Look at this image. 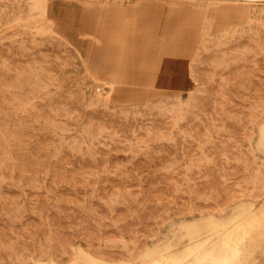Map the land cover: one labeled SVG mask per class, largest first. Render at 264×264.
Listing matches in <instances>:
<instances>
[{
	"label": "rangeland",
	"instance_id": "374dc122",
	"mask_svg": "<svg viewBox=\"0 0 264 264\" xmlns=\"http://www.w3.org/2000/svg\"><path fill=\"white\" fill-rule=\"evenodd\" d=\"M47 1L53 2L55 0H45V1L44 0H39V1L38 0H35V1L34 0H23V1L22 0H5V1L0 0V48H1L0 53L1 54L4 53L3 55H0V59H3V58H1V56L4 57L6 49H7L6 54L9 55V56H6V59L7 58H9V59L8 60L5 59L7 62L4 59L2 61H0V63H1L0 64V72H1V70L5 69V68H6L5 70H7V71L3 70L2 72H5V73L2 74V72H1V74H0V78L2 77L1 79H3L4 77L6 78V79H3V81L0 79L1 80L0 85L2 82L6 83V85H8V86L3 85L5 87H3L1 85L2 89L0 91L1 92L4 91V93H1V92L0 93L4 94L6 96L7 95L10 96V93L12 92V94H14L13 96H16V99H13L15 97H12V99H11L10 97L7 96V98H6L3 95L4 96V97L2 96L3 98H6V99L9 98L8 101L6 99H3L0 96V103L2 104V106L0 108L4 109L5 111L7 110L6 111L7 113L11 110L10 113L12 115L16 114L19 111L17 113V115L11 116L10 113H8V115H7L6 112L3 113L4 110H2V111L0 110L1 111L0 112V115H1L0 118L1 117L3 118V120H2V118L0 119L1 120L0 124L2 123L1 124L2 127H0V129L1 128L4 129L6 126H9L8 127L9 129L7 131L5 129L3 131L1 130L3 133L0 131V134H1L0 135V143L4 142L3 144H0V146L1 145L4 146V147L3 146L0 147V149L3 148L2 153L0 152V158H1L0 160H2V161H0V163H1L0 164V207H1L0 208V225H1L0 226V254L2 255V256L0 255V264H6V262H8L7 264H40V263L44 264V262H48L50 260H53L54 258H55L54 260L56 261L57 264H63V263L64 264H72V262L74 261L76 255H77V252H76L77 248L84 249V250H90V251L96 250V251L101 253L102 258H104L106 261L110 260L109 262H114V261H119V260L132 261L135 258H137L139 255H141L147 248L152 247L157 240L165 239L166 237H167V239H173L174 238L173 236L180 235L181 231L179 230V225L184 223V222L197 220L199 218H202V217H205L208 215H213L214 217H217V218H224L227 215H229V213L237 205L242 204V203L251 204L254 212L256 211V213L259 215L260 210L262 209L260 207L264 208V173H263L264 172V165H263L264 164V151L259 146V141H260V137H261L260 129L264 130V128H263L264 127V117H263L264 116V96H263L264 95V84L261 83V82L264 83V67H263L264 66V19H263L264 18V0H221V1L220 0H212V1L211 0H112V1L111 0H89V1L88 0H83V1L82 0H59L62 3H64L66 6L63 9L61 14H56L54 12H49L48 14H42V10L37 8V6H45L47 4ZM18 2H20V5L17 4ZM229 2H230V4H228ZM231 3H234V4H231ZM10 8L12 9V12H11V10H9ZM33 8L38 9L39 11L38 10L34 11L35 9H33ZM15 12L17 14L19 13V15H17ZM12 13H15V14H12ZM80 16L83 17L84 24L86 25L87 30L75 31L73 28V31H72V29L70 28V31H71V33H70V31L69 32L68 31L63 32V30L58 29V27L60 28V25L63 23L72 26V23L79 21L78 17H80ZM184 16H185V18H184ZM251 17H253V18H251ZM258 18H259V20H258ZM199 19H200V21H199ZM173 20L180 21L181 25L185 27L184 28L181 26L183 29L181 27H179L180 28V30H178L179 32L176 30V33L180 34L181 37H183V39L186 41L185 51L183 50L182 51L183 53L179 52V53L173 54L171 52H166L169 50L167 48H164L165 50H160L158 52V55L160 57L156 56L157 57L156 58L155 55L153 54L154 52H151L149 50H145V48L142 46V40L141 39H142V37H147L149 39V41H154V40H157L156 38L158 37L159 42L163 43V41L164 42L166 41L165 43L168 47L169 41L171 38L170 36L174 32L173 28L171 29L169 27V26H171V27L173 26V24L175 22ZM10 21H12V22H10ZM25 22H26V24H25ZM195 22H196V24H195ZM51 23L54 25H52ZM205 27H206V30H205ZM99 28H102L103 31L99 30ZM163 28H165V29H163ZM234 28H236V29H234ZM248 28H250V29H248ZM123 29H124V31H123ZM126 29H129V32H128L129 42L131 44H134V46L130 45L131 50H132L131 51L132 57L130 58V61L128 62V64L130 63L129 66H127V62L124 60V57L122 55V50H121L122 44L120 42H118L119 44L116 43L114 41L116 38L112 37V33H116L115 37H117V40L120 39L122 32H125ZM130 29L132 30V33H131ZM148 29H150V30H148ZM92 31L95 33L93 34ZM251 31H253V32H251ZM14 32L16 33V35ZM120 32H121V34H120ZM10 33H12L13 35H11ZM240 34H242V36H240ZM249 34H250V36H249ZM7 35H8V37H7ZM124 36L125 35L123 34L122 38ZM244 36H245V38H246V36H248L249 38H246L247 39L246 40L244 38ZM27 37L29 40L27 39ZM44 37H45V39L50 38L49 39L50 41L47 40V42H46ZM8 38H10V39H8ZM25 38H26V43H23V42H25ZM36 38H39L38 43H40L39 45H37V47H36V44H37ZM218 38H220V40ZM14 39H16V40H14ZM160 39H161V41H160ZM163 39H165V40H163ZM248 39L250 41H248ZM256 39H258V40H256ZM10 40H12V41L14 40V42L16 41L17 43L16 42L14 43ZM42 40H44V41L42 42ZM245 40H246V42H245ZM48 41L49 42L54 41V42L52 44V43H49ZM229 41H230V43H229ZM11 42H12V45H11ZM28 42H30V43H28ZM61 42H63V43H61ZM200 42L202 45L200 44ZM247 42H248V44H247ZM43 43H46V44H43ZM241 43H242V45H241ZM243 43H245V44H243ZM1 44H3V45L1 46ZM25 44H28V45H26V47H25ZM62 44H64V45H62ZM7 45H9V46H7ZM34 45H35V47H34ZM58 45H60V46H58ZM204 45H205V47H204ZM232 45L235 48H233ZM235 45H237V46H235ZM47 46H48V48H47ZM244 46H246V47H244ZM258 46H259V48H258ZM12 47L13 48L15 47V48L13 49ZM21 47L22 48L24 47V49H22ZM39 47H40V49H39ZM50 47H51V49H49ZM202 47H204V48H202ZM244 48L247 49L245 51L248 52L249 55H248V53L244 52ZM257 48H258V51H256ZM37 49L39 51H37ZM48 49H49V51H48ZM238 49H239V51H238ZM240 49L243 50L242 51L243 55L241 53L239 54V52H241ZM248 49L250 52L248 51ZM25 50H28L30 53L27 51V54H26ZM45 50L48 51V56H47V54H46V56H44L45 55L44 52L47 53V51H45ZM16 51H18V52L20 51L19 54L21 55V57L18 54V52L16 53ZM21 51H24L22 53H24L27 56H25V55L23 56ZM42 51H44V52H42ZM56 51L58 52L57 55L55 53H53ZM67 51L71 54V59H68V58H70V56H69L70 54L67 53ZM7 52H9V53H7ZM38 52H40L41 54ZM253 52H255V53H253ZM14 53L16 55H18L20 58L18 56H16ZM31 53H33L32 56H31ZM235 53L237 55H235ZM251 53H252V55H251ZM12 54H13V56H12ZM42 54H44V55H42ZM53 54H55L56 56H60L63 61L60 60V57H56L55 55L53 56ZM76 54H78V55L76 56ZM179 54H180V56H179ZM202 54H205V55H202ZM233 54L235 55V57ZM14 55L16 56V58ZM239 55H240V57H239ZM39 56H41V57H39ZM42 56H44L45 59H43ZM50 56L53 58L55 57L56 61L53 58H52L53 59L52 61H53V63L55 61V63L58 64L57 66H56V64L54 65L51 63V59H50V61H49V59H47V58H51ZM203 56H204V58H203ZM38 57L41 58V60ZM78 57L80 60L77 59ZM172 57H174V58H172ZM247 57L250 59L248 60ZM30 58H31V60H30ZM32 58H34L33 61L37 60V59L39 62L41 61L40 62L41 64L40 65L38 64L39 68H38L37 64H34L32 66V64H33ZM239 58H242L243 60L240 61ZM15 59H17L16 60L17 62H18V60L22 61L23 64L19 66V64H21V62L19 61L18 66H17V62L15 63V61H14ZM27 59H29V60H27ZM224 59H225V62H224ZM244 59L245 60L247 59V61L245 62ZM59 60L61 61L60 63H59ZM226 60L227 61L229 60V61L227 62ZM235 60L238 64H236ZM28 61L30 63L32 62V64L30 65ZM42 61H44V62H42ZM64 61L66 63L69 62L70 65L69 64L67 65ZM13 62H14V65L12 64ZM25 62H26V64H24ZM222 62H224V64H222ZM5 63H7V64H5ZM35 63H37V62H35ZM2 64H3V67H1ZM10 64H12V65H10ZM45 64L48 66H46ZM76 64H78V65H76ZM157 64L159 66H161L163 69L162 72L159 73V76L154 74V70L157 67ZM221 64L224 66V68ZM226 64H228L229 66ZM231 64L232 65L234 64V67ZM242 64H243V66H242ZM51 65L54 67L55 66L57 67V68L56 67L55 68H56L57 74L59 75L58 78H60V80L56 77L57 74L55 73V70H51L52 69ZM59 65H60V67H58ZM23 66L25 67V69H23L24 68ZM49 66H50V71H48ZM250 66H252V67H250ZM17 67L20 68L19 71L16 70ZM21 67H23V68H21ZM54 67H53V69H55ZM79 67H81V69ZM258 67H260V68H258ZM10 68H14L13 71L10 70ZM34 68H35V70H34ZM43 68H45V69H43ZM60 68H62L63 71L67 70L68 71V72L66 71L67 74H66V72H64L65 74L63 73V71L61 72L62 69H60ZM190 68L193 71L192 70L190 71ZM222 68L225 70H223ZM27 69H29V70H27ZM42 69L43 70L48 69V70L46 72L41 71L42 73H40V70H42ZM127 69H128V71H127ZM234 69H235V71H234ZM23 70L25 71V73ZM26 70L28 72H30L32 70L31 71L32 74L28 73V72H27V74H28V76H29V74L31 76L33 75L32 76L33 78L35 76V79H33V80L31 79L32 80L31 81V80H28L31 78L30 76L28 77V76L24 75L25 76V77L23 76L24 78L21 77L22 75L20 76V73L26 74ZM71 70L75 71L72 73V76L74 74L73 77L70 76L71 73L69 74V71H71ZM82 70H84V71L82 72ZM248 70L252 74H250V73L248 74ZM35 71H36V74H35ZM51 71H53V72L51 73ZM10 72L14 73L12 75L15 78L13 76H11ZM128 72H130L132 77L127 78ZM228 72H230V74H228ZM235 72H237L238 74L234 75L233 73H235ZM245 72H247V73H245ZM6 73H8L10 75H8ZM44 73H45V75H44ZM48 73L49 74L51 73L50 75L52 77L49 75L50 79L46 81L45 79L49 78V77H47L48 75L46 76V74H48ZM79 73L81 75L84 74V76L82 77ZM4 74H6V75H4ZM38 74L40 76H38ZM60 74L63 76H61ZM190 74H192V75H190ZM53 75H55L54 77L57 79V81L55 79H53L54 78ZM222 75H223V77H222ZM244 75H245V77H244ZM16 76L17 77L19 76L18 79ZM259 76H260V78H259ZM8 77H10V79ZM26 77H27V80L24 81ZM64 77H66V79ZM234 77H235V79H233ZM242 77L244 78V80H242ZM255 77H257V78L255 79ZM51 78L53 80H55V82L52 81ZM74 78H76V79H74ZM236 78H237V81H236ZM69 79H72V82ZM127 79L135 80V83L133 82L134 84H132L133 87L131 88V90H125L123 88L124 85H127L126 84ZM226 79H228V80H226ZM5 80H7V82H5ZM65 80H67L68 83ZM8 81L11 82L10 84H12L14 82L13 83L14 85L9 86L10 84H8L9 83ZM34 81H36V82H34ZM216 81H218L219 83L217 84ZM250 81H251V83H250ZM19 82H20V85L22 87L19 86ZM221 82H223V85ZM235 82H236V84H234ZM242 82H244V83H242ZM55 83L58 85H56ZM225 83H228L229 86ZM24 84H25V86H23ZM31 84H32V86H31ZM46 84H48L47 87H49L51 85V87H50L51 89L50 88L46 89ZM63 84H64V86H63ZM73 84H74V86H73ZM244 84H245V86H244ZM247 84L249 87L248 86L246 87ZM252 84H253V86H254V84H256V86H258V85L259 86H258V88L255 86L254 87L255 89H253ZM15 85H16V87H14V89L16 88V90L13 92L12 86H15ZM218 85H220V86L218 87ZM235 85H236V87H234ZM18 86H19V88H18ZM53 86L55 88L57 87L56 91L53 88ZM6 87L7 88L10 87L12 91L8 90L10 88L7 89ZM44 87H45V90H43ZM222 87H224V88H222ZM33 88L34 89L36 88V89L33 90ZM38 88H41V89H38ZM64 88H66L68 92ZM215 88H218V89H215ZM233 88L236 90V92L234 91ZM261 88L263 89V91L261 90ZM5 89L7 91H5ZM24 89L28 90V93H26V91ZM57 89H59V90H57ZM136 89H137V91H136ZM227 89H228V91H227ZM23 90L25 93H22ZM36 90H39V91H36ZM40 90L44 92V94L41 92L43 94V96L40 95L41 94ZM63 90L66 92H63ZM148 90L149 91L151 90L152 92L149 93ZM209 90H211V91H209ZM46 91H48V92L52 91L53 94L51 92L48 93ZM57 91L61 92V93H58ZM69 91L72 94L69 93ZM215 91H217V92H215ZM247 91H249V92H247ZM254 91H256V93ZM15 92H17L18 95ZM54 92L56 94L58 93V95L56 96V94ZM34 93H36V95ZM47 93L49 96H51V98L47 95ZM64 93H67V94H64ZM12 94H11V96H12ZM20 94H21V97H20ZM25 94L29 95V96H25ZM50 94H52V95H50ZM127 94H129V95H127ZM258 94L260 97L258 96ZM45 95H47V97H44ZM59 95H60V97H59ZM62 95H63V97L65 96V98L62 99V97H61ZM114 95H115V97H114ZM218 95L221 96L220 97L221 100L224 99L223 101H221L224 104L221 103L218 105V103L220 102V98ZM242 95H244V96L241 97ZM39 96H41L42 99L45 98L44 103H43V100L40 99V101H42V104H44V106H42V104L40 103V101H39L40 97ZM169 96H171L170 98H172L173 101H172V99L169 98ZM214 96H216V97H214ZM17 97H18V99H17ZM25 97L26 98L29 97V98L26 99ZM56 97H57V99H56L57 101L55 102L54 98H56ZM93 97H95L96 99H94ZM33 98H36V99H33ZM48 98L50 99V101ZM52 98H53V100H52ZM60 98L63 101L65 100V102L61 103L62 100ZM164 98H166V99H164ZM174 98H176V99H174ZM19 99L23 100V103H25L24 106H22V104L19 105L20 104L19 102L22 103V101H20ZM29 99H31V100H29ZM228 99H230V100L228 101ZM2 100L6 101V103L4 101L3 102L5 103V105H7L8 108L4 105V103H2ZM12 100H15V101H12ZM25 100L27 102L29 100L30 103H26ZM58 100H59V102H58ZM164 100H166V101H164ZM176 100L178 102H176ZM94 101H96V102H94ZM157 101H160V103H158ZM199 101H203V102H199ZM215 101H216V103H215ZM10 102H11V105H9V106L11 108H9V106H8V103L10 104ZM54 102L59 103L58 105H60V106L65 104V106L59 107ZM148 102L151 104L148 105ZM206 102H208V103H206ZM13 103L15 104L16 107L14 106ZM34 103L36 104L35 106H34ZM37 103H38V106H41V108L37 107ZM101 103H103V104H101ZM28 104L29 105L33 104L31 106V108L35 107V111H37V113H35V111H33L34 109H31L30 106H28ZM53 104L55 106H58L59 109H57ZM88 104H90L89 105L90 107L88 106ZM100 104L102 105L101 107H100ZM173 104H177V105H173ZM230 104H231V106H230ZM17 105H19V106H17ZM241 105H242V107H241ZM4 106L7 109L2 108ZM20 106H21V108H20ZM27 106L29 107L28 110H30V111L32 110L33 112H30V111L26 112ZM161 106H163V108ZM201 106H202V108H200ZM12 107H13V109H12ZM14 107H15L17 112L15 111ZM22 107L24 108V110ZM218 107L220 108V110H218ZM47 108H48V110H47ZM73 108H75V109H73ZM185 108H187L188 111ZM18 109H22V110H18ZM55 109H57L58 111ZM101 109H103V111ZM125 109H127V110H125ZM225 109L227 111H225ZM189 110L191 111V113L192 112L193 113L191 114ZM23 111L26 114L23 113ZM45 111H47V112L53 111V112H52V115L48 112L50 114V116H49V114L47 112L45 113ZM59 111H61V112H59ZM138 111H140V112H138ZM240 111H242V112H240ZM20 112H22V113H20ZM29 112L33 116L32 119H31L32 116L30 115ZM54 112H55V114H54ZM57 112L59 113L60 116L59 115L56 116L58 114ZM196 112H198L199 114ZM216 112H218V113H216ZM239 112H240V116H239ZM243 112L245 113V115H244L245 118H244V116L241 117V115L244 114ZM2 113L4 114L3 116H6V117H3ZM5 113H6V115H5ZM33 113L38 114L37 116L35 115V117H37L36 119L34 118ZM68 113H70V114H68ZM146 113H148V114H146ZM234 113H236V116L238 118H241V119H238ZM45 114L46 115L48 114L47 119H46ZM88 114L92 118L91 117L88 118V116H89ZM188 114L190 115V118H189ZM212 114H213V116H212ZM7 116L9 117V119L7 118ZM18 116H20V117L18 118ZM154 116L156 119L154 118ZM15 117L18 118V120H20V121H18ZM23 117H25V118L28 117V118L25 119ZM165 117H167V118L171 117L168 119H172L174 117L175 118L170 121V120H167ZM246 117H248V118H246ZM5 118H6V120H4ZM21 118H23V119H21ZM42 118H44V119H42ZM236 118L238 119L237 122H236ZM7 119L9 121H11V122H9L8 125H6L8 123ZM204 120H206V121H204ZM79 121H80V123H79ZM190 121H192V122H190ZM239 121H240V123H238ZM21 122H23L24 126ZM43 122H45L44 123L45 125L43 124ZM198 122H199V126H197V128H196L195 126H196V123H198ZM246 122H249V123H247V126L244 124ZM12 123H13V126H12ZM15 123H17V124H15ZM95 123H96L97 129L94 127ZM170 123H171V125H170ZM236 123H238V124H236ZM3 124L5 127H3ZM163 124H164V126L165 125L166 126L164 127ZM193 124H194V126H193ZM201 125H202V127H201ZM14 126H15V128H14ZM154 126L155 127L159 126V127L155 128ZM161 127H163L162 129H164V130H162ZM187 127H188V130H187ZM193 127H194V129L196 128L197 131L193 130ZM235 127H237V128H235ZM246 127H248V128L246 129ZM12 128H13V130L9 131ZM16 128H19V129H17V131H16ZM34 128L37 130V133H36ZM98 128H99V130H98ZM131 128H134V129L131 130ZM158 128H160V129H158ZM198 128H199V130H198ZM200 128L204 129V130L200 131L201 130ZM14 129H15V132H14ZM71 129H73L74 131ZM234 129H236L237 132ZM18 130L19 131L21 130V132H23V135H21V133ZM227 130H230V131H227ZM250 130H251V132H250ZM27 131H29V133ZM89 131H91V132H89ZM95 131H96L97 136H94ZM98 131H100V132H98ZM160 131H163V132L161 133ZM173 131H175V133ZM203 131H204V133H203L204 136L202 135V133H201V135L199 134V132H203ZM217 131H218V133H217ZM84 132H86V134ZM11 133H12V135H11ZM19 133H20V135H19ZM100 133H101V135H100ZM112 133H114V134H112ZM194 133H196V134L194 135ZM32 134H33V136H32ZM123 134H125L126 136ZM156 134H158V135H156ZM175 134H177V135H175ZM220 134L223 135L225 138L222 137ZM4 135L6 138L4 137ZM193 135L195 137H196V135L198 136V137H196L197 141L195 140V137ZM211 135H213L214 137ZM218 135L221 137H218ZM237 135H239V136L237 137ZM241 135H243V136H241ZM20 136H22L24 138H22ZM54 136H55V138H54ZM87 136H90V138ZM199 136L202 137L203 139H200ZM95 137H97V138H95ZM142 137H144V138L141 140L140 138H142ZM176 137H177V139H176ZM2 138H3V141H2ZM85 138H87L86 141H84ZM219 138L224 140L225 143L223 141L219 140ZM241 138L242 139L244 138V140H242ZM45 139H48V141H46ZM198 139L200 141H202V143H200V141H198ZM42 140H43V143L48 142V144H53V146L47 145V143H45L46 146L43 143L41 144ZM44 140H45V142H44ZM94 140H96L97 144L95 143ZM99 140L102 141L103 143L100 142ZM138 140L141 141V143L138 142ZM188 140H189V144H188ZM227 140L229 141V143ZM235 140H237L238 142L237 141L235 142ZM241 140H242V143H241ZM7 141L9 142V145H8ZM121 141H123V142H121ZM136 141L138 143H136ZM160 141H162V142H160ZM231 141H232V143H231ZM83 142L85 144H82ZM157 142H158V144H157ZM181 142H183V143H181ZM218 142H220V143H218ZM69 143H71V146ZM109 143L112 145H110ZM113 143H114V145H113ZM216 143H217V145H216ZM237 143H238V146L236 145ZM243 143L245 145L247 143L248 149L246 148L247 145L245 146V145H243ZM36 144H38V145L36 146ZM76 144L79 146L80 149L77 147ZM98 144L99 145L101 144V145L99 146ZM161 144H162V146H161L162 149H159ZM164 144L166 146H171V147L174 146V147H173V149L172 148L170 149L168 147L165 148ZM214 144L217 147L219 146V149L222 146H223V148L218 150V148L217 149L214 148L215 147ZM240 144L242 145V147H240L241 146ZM58 145L62 146V147L59 148ZM105 145H107V146H105ZM6 146L8 147V149H6L7 148ZM23 146H24V148H23ZM38 146L40 147V149L43 148V150H40ZM48 146H50V147H48ZM158 146H159V148H158ZM185 146H188L190 148L187 149V147H185ZM194 146H196V147H194ZM212 146H214V147H212ZM244 146H245V149H244ZM44 147L46 150L44 149ZM65 147H66V151H65ZM72 147L74 149H71ZM90 147H92V149ZM184 147H185V149H184ZM191 147H193L194 150ZM10 148L12 150H10ZM96 148L97 149L100 148V151L97 150ZM123 148H126L127 152L125 151L123 153V151H124ZM153 148H155V150ZM35 149H36V152H35ZM67 149H68V151H67ZM101 149L104 152H101ZM113 149L114 150L117 149V150L114 151ZM127 149H129V150H127ZM165 149H166V151H165ZM176 149H178V150H176ZM205 149L206 150L208 149V152ZM224 149H226V150L224 151ZM230 149L232 151H230ZM7 150H8V152H7ZM13 150H14V152H13ZM32 150L34 152H32ZM75 150H77L78 152ZM85 150L88 151L89 154H87V152ZM151 150H152V153H151ZM180 150H181V152H180ZM189 150H190V152H189ZM212 150H214L213 151L214 153L216 151L217 154L212 153ZM221 150L224 152V153H222L223 156L221 154ZM227 150L230 153L232 152V154L226 153ZM240 150H242L241 152H244L243 150H245L246 153L241 154ZM37 151H39V152H37ZM53 151H54V153H52ZM94 151L96 152V154H94L95 153ZM98 151L101 152L100 153L101 155L98 153ZM105 151L107 153H105ZM117 151H118V153H117ZM175 151L177 153H175ZM185 151L188 152V156L186 154H184ZM204 151L207 154H209V153L210 154L207 156V154ZM23 152L25 154L28 153L27 156ZM56 152L58 155L57 154L54 155ZM66 152L69 154V155L67 154L68 157L66 156ZM83 152H85V153H83ZM91 152L93 153V155L91 154ZM163 152L164 153L166 152L165 155ZM199 152H200L201 156H200ZM202 152H203V154H202ZM3 153H5V154H3ZM33 153H34V155H33ZM51 153H52V156H51ZM75 153H77V154H75ZM79 153H80V155H79ZM142 153H143V155L146 153L145 157H146V155H147V157L145 158L143 155L139 156ZM148 153H149V156H148ZM190 153H191V155H190ZM247 153H248L249 157L246 156ZM83 154L84 155L87 154L89 156L87 157V155H85L84 156L85 158L82 159L81 157H83ZM150 154H151V157H150ZM155 154H157V155H155ZM167 154H168V156H167ZM14 155L16 158L13 157ZM77 155H78V157H77ZM161 155H162V157H161ZM193 155H195V157ZM237 155H241V156H238V158H237ZM61 156L64 158L63 160H62ZM92 156H94V158ZM142 156L144 157V159L142 158ZM158 156H159V158L161 157V159L156 161L157 159H159ZM217 156H218V158H217ZM75 157H77V159H81L82 163L80 160H79L80 162L78 160H76ZM95 157L98 159H96ZM105 157L107 160H109L111 158L109 160L110 162L108 161V164H107V160L105 159ZM164 157H165V159H163ZM235 157L237 159H235ZM239 157H240V159H239ZM23 158H25V159L23 160ZM38 158L40 159L41 163L39 162ZM57 158H60V160L58 159L59 160L58 161ZM90 158H92L91 159L92 161L89 160ZM174 158H175V160H174ZM179 158H181V159L179 160ZM182 158H184V159H182ZM186 158L189 160L187 161ZM195 158H196V160H195ZM232 158H234V160H231ZM250 158H253L254 160H252ZM124 159H125L126 163L123 161ZM132 159H133V161H132ZM168 159H170V160L172 159L174 161H172V162L170 161L171 163L170 162L166 163V161H168ZM245 159H246V161H245ZM247 159L250 161H248ZM32 160H34L33 161L34 163L32 162ZM75 160L78 162L77 163L78 165L76 164ZM94 160H100V161L95 162ZM152 160H153V162L151 163ZM162 160H164V161H162ZM183 160H185V161L183 162ZM85 161H87V162H85ZM120 161L122 163H124V165H127V166L122 168V166H124V165L121 164ZM135 161H136V163H135ZM232 161H235V162H232ZM243 161H245L246 164ZM58 162L61 165L58 166ZM64 162H65V164H64ZM144 162H146V163H144ZM155 162H157V163H155ZM249 162H252V163L254 162V164L250 163V165H252V166H250ZM31 163H33L35 165L39 164V167L41 168V166H42V168L40 169L36 165L37 167L34 166L37 168L36 169L33 167V165H31ZM86 163L87 164L91 163L90 164L91 166L89 164L87 165ZM100 163H101L100 166H103V168L106 167L105 170L99 166ZM168 163L170 164L169 166H171V167L166 166V164L168 165ZM217 163L219 166L216 165ZM29 164L31 165L32 170L34 172L35 171L37 172L36 176L34 175V173H32L33 171L29 167L30 166ZM70 164H71V166H70ZM81 164H84V165H81ZM105 164H107V165H105ZM148 164H149V167H147ZM152 164H154V165H152ZM161 164L163 167H161ZM164 164H165V166H164ZM196 164H197V166H196ZM227 164H229V166ZM26 165H29V166L27 167ZM46 165L49 168L48 167L46 168ZM80 165H81V167L78 168V170H76L75 168L79 167ZM144 165H146V166H144ZM158 165H160V166L157 167ZM214 165H215V167H217L216 169L212 168V167H214ZM233 165H236L235 169L230 168L231 166L234 167ZM240 165L242 168L240 167ZM85 166L89 171L91 169L92 174L84 168ZM111 166L114 168L111 169ZM176 166H177V168H176ZM179 166H181L183 169H181V167H179ZM201 166H204L206 168L211 167L212 170H211V168H210V170L208 168H207V170H205L206 168L204 169V167H201ZM50 167H52L51 168L52 170H50ZM82 167L84 168V170H81ZM98 167H100V168H98ZM107 167H109V168H107ZM160 167H161V169H160ZM225 167L230 168L229 169V171L231 170L230 173H228L229 171L227 172L228 168L226 170ZM243 167H244L245 172L243 170H241V169H243ZM255 167L258 168V171H256L257 169ZM33 168L36 170H34ZM93 168H96L95 169L96 171ZM125 168L128 171H126V170L123 171V169H125ZM149 168H150V170H149ZM174 168L176 169V172L179 175V177L176 174V172L174 171ZM251 168L252 169L254 168L255 172H252ZM38 169H39V171H37ZM62 169H64V170H62ZM79 169L81 171H79ZM99 169L100 170L102 169L104 171L101 170V172H100ZM108 169H109V171H108ZM133 169H134V171H133ZM139 169H140V171H139ZM163 169L165 170L166 173L162 172ZM191 169H193V170H191ZM203 169L205 170L204 172L202 171ZM232 169L234 171L235 170H237V171L234 172V171H232ZM254 169H253V171H254ZM262 169H263V171H262ZM69 170L71 172L73 170V172L71 174H68L70 172ZM26 171H28V172H26ZM52 171H54V173ZM74 171H75V173L76 172H78V173L75 174ZM86 171H88L89 173L87 174ZM141 171L142 172L144 171L143 172L144 174ZM201 171L203 172V174L201 173ZM211 171L212 172L214 171L215 173L214 172L212 173ZM222 171H223V173H222ZM224 171H226V172H224ZM50 172H51V174L53 173V176L50 174ZM79 172L80 173L82 172V173L80 174ZM109 172H110V176L107 175ZM126 172H132V173L126 174ZM147 172H148L149 176H151V177L148 176ZM156 172H158V173H156ZM231 172H232V174H231ZM94 173H95V175H94ZM122 173H124V174L122 175ZM140 173H141V175H140ZM172 173H174V175H172ZM192 173H193V175H192ZM196 173H197V175H195ZM247 173L250 174V177H252V176L254 177L251 180L252 182L254 181L253 183L251 181H250L251 183L249 182V180L251 178H249V175H246ZM74 174H75V176H74ZM125 174H126V176H125ZM150 174H152V175H150ZM158 174L163 175V176H160ZM175 174L177 175V177ZM188 174L190 177L187 178ZM204 174L205 175L208 174V175L205 176ZM220 174L222 175V177ZM227 174H230V175H227ZM251 174H254V175H251ZM31 175L32 176L34 175L35 177L33 176V178H30ZM48 175H49V177H48ZM62 175L65 177H63ZM83 175H85V176H83ZM104 175L108 176L109 180H107V178ZM127 175L129 177H127ZM166 175H167V177H168V175L170 176V177H168L169 178L168 180H170L171 175H172L171 179H174V180L168 181L166 178ZM180 175L181 176L185 175L184 176L185 179L183 178V176L181 177ZM191 175L194 176V180H191V179H193V177ZM202 175L204 177L200 178ZM67 176L69 177L68 179H66ZM78 176H79V179L81 180L82 184L79 182ZM90 176L92 177V184H91V180H90L91 177ZM99 176H101V177H99ZM115 176L117 177L116 179H115ZM136 176H137V178H136ZM143 176H144L145 181L143 179ZM157 176H158V178H157ZM164 176L166 179L162 178ZM211 176H213V177L211 178ZM27 177H28V179H27ZM73 177H76V178H74L76 180H74V179L72 180L71 178H73ZM173 177H175V178H173ZM241 177H244V178L246 177V180L244 178H243L244 180L241 179ZM255 177H256V179H255ZM14 178H16V179H14ZM36 178H37V180H36ZM84 178L87 180H85ZM111 178H113V179H111ZM123 178H125L126 180L124 179L125 180L124 181ZM151 178H152V180H151ZM155 178H156V180H155ZM196 178H198V179H196ZM218 178H220L221 180L219 179L217 181ZM30 179L35 180V181H32ZM56 179H58V180L56 181ZM103 179L105 180V184H104V182H102V181H104ZM129 179H132V180H129ZM229 179L230 180L232 179V180L230 181ZM238 179H240V180H238ZM47 180H48L49 184H48ZM111 180L113 181V183ZM127 180L129 181V183H127L128 185L126 183H123V182H128ZM142 180L144 181V183ZM158 180H160V181L158 182ZM163 180H165V181H163ZM166 180H167V183H165ZM183 180H184V182H183ZM233 180H234V182H233ZM84 181H86L87 183ZM93 181H95L96 183L95 182L93 183ZM118 181H119V183H116ZM131 181H134V183ZM152 181H154L155 183L157 182L158 184L156 183V185H155L154 182H152ZM215 181H217V182H215ZM246 181H247V183H246L247 185L245 184ZM260 181L262 184L259 183ZM51 182L53 183L52 185H50ZM148 182L150 183L149 185L151 186V189H150V186L148 185ZM160 182H162V183H160ZM212 182H213V184H212ZM221 182H223V183H221ZM239 182H241L244 186ZM89 183L91 184V186ZM100 183H103L104 185L99 186V185H102ZM136 183L138 184L137 186H136ZM152 183L154 184V187L158 186V188L156 187V190H154L155 188L153 187ZM163 183H165V184H163ZM174 183H175V185H174ZM197 183L199 184V186H197L198 185ZM209 183H211L212 185L211 184L209 185ZM234 183L235 184L239 183V184L236 185L235 187H233L235 185ZM47 184L49 186H51L49 188V190H48L49 186ZM63 184H64V186H66V184H68L69 186L64 187ZM83 184H85V186H83ZM88 184L93 189V191L90 190L91 188L87 187ZM124 184H126V185L123 186ZM161 184H163V186H161ZM185 184H187V186ZM194 184H197V185H194ZM222 184H224V185H222ZM231 184L233 186H231ZM79 185H81L83 187H81V189H79V187H80ZM92 185L94 186V188ZM176 185L179 187H176ZM188 185H190V187ZM219 185H220V187H219ZM221 185H222V187H221ZM256 185H257V187H256ZM113 186H116V187L113 188ZM130 186H134V187H130ZM144 186L147 188H144ZM160 186L164 187V188H160ZM174 186L176 187L177 190L174 189L175 188ZM180 186H181V188H180ZM184 186H186L187 188L189 187L188 190ZM209 186L210 187L212 186L214 190L212 189V187L210 188ZM217 186H218V189H217ZM224 186L226 189L222 190L224 188ZM246 186H248V187H246ZM251 186L253 187L254 191H253ZM260 186L261 187L263 186L262 189L260 188ZM85 187H86V189H82ZM102 187H103V189H102ZM111 187L113 189L112 191H111ZM191 187L192 188L194 187L193 191H191L192 190ZM201 187L205 190L204 195L201 193V190H203ZM241 187H244V188L242 189ZM65 188H66V190L68 189L69 193L65 190ZM197 188H199V189H197ZM215 188L217 189V191ZM228 188H229V193H227ZM248 188H250V189L248 190ZM257 188H260V189L258 190ZM105 189H106V191L108 189V191H107L108 193L106 191H104ZM123 189H124V191H123ZM158 189L161 191L158 192L157 191ZM164 189H166V190H164ZM182 189H184V191ZM185 189H186V192H185ZM189 189H190V191H189ZM209 189H211L215 192H212ZM231 189L234 191H232ZM5 190L7 193L5 192ZM78 190H80V191H78ZM83 190L86 192H81ZM101 190H102V193H101ZM146 190L148 192H146ZM172 190H174V191H172ZM199 190H200V193L202 196L199 195V197H197L198 194H200ZM204 190L202 192H204ZM220 190L222 192L227 190V192H224L223 194H221L222 192H220ZM235 190L237 192L242 191L244 194L242 192L235 194V192H236ZM251 190H252V192H250ZM255 190H258V191L255 192ZM61 191H65V192L63 193ZM72 191H74V192H72ZM131 191H133V192L135 191V193H137V194L132 196V194H134V193ZM180 191H181V193H180ZM182 191L185 193H183ZM151 192H153V193H151ZM174 192H175V194H174ZM191 192H192V194H191ZM210 192L212 194H210ZM259 192H260V194H259ZM9 193H11V194H9ZM12 193H13V195H12ZM33 193H34V195H33ZM38 193H39V195H38ZM40 193H42L43 196ZM65 193H67V194H65ZM110 193H112V196ZM145 193L149 198L147 196H145ZM186 193H187V195H186ZM225 193H227V194H225ZM69 194H70L69 197H71L73 195L74 197L76 196L77 200L79 199L81 201L75 200L77 202V205H76V202L73 203V201H72V199L74 197L72 196V199H70L68 197ZM86 194H88V195H86ZM153 194H154V196H153ZM188 194H190V195H188ZM29 195H32V198H30V200H28V198H27V197H31ZM101 195H103V196H101ZM235 195H237V196H235ZM242 195H243V197H242ZM63 196L65 198H63ZM66 196L69 199H67ZM81 196H82V198L85 197L84 200L81 198ZM131 196H132V198H131ZM168 196H170V197H168ZM172 196H175V197L172 198ZM177 196L180 197L181 201H179L180 199L179 200L177 199ZM192 196H194L195 198L197 197V198L195 199L193 197V199H192ZM219 196H221L220 198H223V199L220 200V198H217ZM224 196L226 199L224 198ZM233 196H235L237 198L235 199ZM254 196L258 197V199L261 197L262 198L258 200ZM104 197H106V198H104ZM144 197H147L146 198L147 201L145 200ZM238 197H239V199H238ZM240 197H242V199H240ZM249 197H250V199H249ZM76 198H74V199H76ZM95 198H96V200H95ZM143 198L146 202L143 200ZM232 198H234L233 201L229 202V200H231ZM253 198L256 200H254ZM64 199H65V201H64ZM86 199H87V201H86ZM148 199H149V201H148ZM215 199H216V203L214 201ZM227 199H228V201H227ZM68 200H69V202L71 200V203H69ZM139 200H141L140 201L141 203L138 202ZM176 200H178V201H176ZM187 200H190L189 201L190 204H188ZM192 200H195V201H193V203H192L191 202ZM40 201H44L45 203H42ZM63 201H64V203H63ZM88 201H91V202L88 204ZM206 201H208V202H206ZM220 201H221V205L219 204ZM67 202H68V204H67ZM226 202H228L230 204H226L227 205L226 206L224 204ZM79 203H81V204L84 203V205L82 204L83 206L81 205L82 208L80 207ZM95 203H96V205H95ZM97 203H98V205L100 204L102 206V209H101V206L98 207ZM180 203H182V204L180 205ZM201 203H204V204L201 205ZM41 205H42V207H41ZM60 205L63 206L62 209H61ZM73 205H76V206H73ZM91 205H93V206H91ZM113 205H114V208H113ZM169 205H170V207H168ZM177 205L179 206V208ZM182 205L185 206V207H183L184 209L182 208ZM94 206H96V207L92 208ZM213 206L215 208H213ZM64 207H66L67 209ZM70 207H72V209ZM75 207H77V208H75ZM132 207H134L136 209H134ZM188 207H189V209H188ZM207 207H208V209H207L208 211L205 209ZM63 208H64V210H63ZM96 208L99 210H97ZM103 208L106 210H104ZM116 208H119V209L116 210ZM158 208H160L159 213H158V211H159ZM198 208H200L199 209L200 213L198 212ZM212 208H213V210H211ZM92 209H96V210H92ZM148 209H150V210H148ZM157 209H158V211H157ZM166 209H168V210H166ZM169 209H171V211ZM180 209L181 210L183 209L182 212L185 210L186 211L188 210V211L182 213V212H180L181 211ZM201 209H202V211H201ZM122 210L126 211V213L122 212ZM65 211L69 212V213H67L68 217L66 216ZM147 211H148V213H147ZM172 211H174V212H172ZM79 212H81V213L79 214ZM97 212L100 214L99 217H96L99 215V214H97ZM118 212H119V214H118ZM35 213H37V214H35ZM51 213H53L55 217L53 216V214L51 215ZM101 213H103L105 216ZM106 213H107V215H106ZM122 213L124 215H122ZM129 213L131 216L128 215ZM144 213H146V215H147L146 217H145ZM156 213H158V214H156ZM125 214H126V216H125ZM260 214H262V212ZM28 215H30V216L28 217ZM93 215H94V217H93ZM102 215L105 218H103ZM118 215L119 216L120 215L125 216L124 218H126V219H123V218H121L122 216L119 217ZM141 215H142V218H140ZM148 215H149V217H148ZM166 215H167V217H166ZM168 215H169V217H168ZM37 216H38V218H37ZM77 216H79V218H76ZM82 216L85 217L86 222ZM115 216L116 217L118 216V218H116L118 220H116L114 218ZM154 216H157L158 219ZM100 217L102 219H100ZM152 217H153V219H152ZM93 218H94V221H93ZM143 218H146V219L148 218V220L145 219L146 220V221H144V222H146L145 224L142 221ZM162 218H163V220H162ZM167 218L169 219V221L167 220ZM54 219L59 220L61 222H59V221L55 222ZM76 219H78V221ZM96 219L99 221H96ZM2 220H3V222H2ZM30 220H32V221L30 222ZM52 220H54L53 221L54 223L52 222ZM100 220H101V222H100ZM113 220H115V221H113ZM120 220H122V221H120ZM152 220H154V221H152ZM155 220H157L156 221L157 223H155ZM25 221H27V222H25ZM34 221H36V223ZM66 221L68 224H66ZM71 221L73 222L72 224H71ZM123 221H125V222H123ZM127 221L129 223L130 222L131 223L129 224ZM132 221H134V223H132ZM158 221L159 222L161 221L162 223L161 222L158 223ZM82 222H83V224H82ZM114 222H115V224H114ZM164 222H167V223L165 224ZM57 223H58V226H57ZM74 223L76 225H74ZM107 223H108V225H107ZM54 224H56V225L54 226ZM124 224L125 225L128 224L127 226L131 225L129 227L130 229H132L131 234H130L129 228L126 227ZM6 225H8V226H6ZM36 225L38 226V228ZM149 225H151V226H149ZM2 226H3V228H2ZM16 226H18V227H16ZM19 226H22V227H19ZM88 226H90V227H88ZM103 226H105V227L107 226V227L103 228ZM108 226H110V227H108ZM145 226L148 227L149 229H147ZM5 227H7V228H5ZM83 227H84V229H83ZM123 227H126L125 229H127V231H125V229H123ZM65 228H67V229H65ZM56 229H58V230H56ZM138 229L139 230L143 229V231H137ZM89 230L93 231V233ZM128 230H129V232H128ZM42 231H44V232L42 233ZM157 231H158V233H157ZM125 232L126 233L128 232L127 235ZM86 233H88V234H86ZM110 233L112 234V236ZM123 233H125V234H123ZM137 233H138V235H137ZM63 234L65 236H63ZM92 234L97 235V237L94 235L97 239L94 238V236H92ZM106 234H107V236L105 237ZM108 234L110 235V237ZM10 235H11V237H10ZM78 235H80V236L78 237ZM24 236L26 237V239ZM139 236L141 238H138ZM2 237H4V238L2 239ZM105 238L106 239L108 238V239L106 240ZM4 240H6V241H4ZM114 240H115V242H114ZM136 240H138V241H136ZM143 240L145 241V244H143L144 243ZM3 242H5V243L2 244ZM62 242H65V243H62ZM140 242H143L142 243L143 245ZM105 243H107V244H105ZM57 245H59V246H57ZM25 246H27V247H25ZM28 246L31 248H29ZM116 247H118V248H116ZM142 247H143V249H142ZM57 248L59 249L57 251H60V252L56 251ZM108 248H111V249H108ZM129 248H130V250H129ZM138 249L139 250L142 249V250L139 253H137ZM30 250H32V251H30ZM108 251H110L111 254ZM113 251L114 252L116 251V252L114 253ZM44 252H46V253H44ZM102 252L105 254H103ZM106 252H108L109 255ZM135 252H136L137 256L135 255ZM68 253L71 255L68 256L69 255ZM24 254H25V256H24ZM111 255H113V256H111ZM118 255H120V258ZM107 256H111V257L109 258ZM132 256H133V258H132ZM6 259H7V261H4ZM60 259L61 260L63 259V263H62V261H60ZM111 259H113V260L111 261ZM251 260H252V262H251ZM246 262H247L246 264H249L250 262L252 264H264V242L260 244L259 248L254 253L253 257H251ZM243 264H245V263H243Z\"/></svg>",
	"mask_w": 264,
	"mask_h": 264
},
{
	"label": "bare ground",
	"instance_id": "6f19581e",
	"mask_svg": "<svg viewBox=\"0 0 264 264\" xmlns=\"http://www.w3.org/2000/svg\"><path fill=\"white\" fill-rule=\"evenodd\" d=\"M5 1V0H4ZM23 1V0H22ZM35 1V0H34ZM39 1V0H38ZM45 1V0H44ZM83 1V0H82ZM89 1V0H88ZM112 1V0H111ZM212 1V0H211ZM221 1V0H220ZM11 2V1H10ZM203 2V1H202ZM232 2V1H231ZM241 2V1H240ZM247 2V1H246ZM39 3V2H38ZM110 3V2H109ZM208 3V2H207ZM210 3V2H209ZM225 3V2H224ZM249 3V2H248ZM2 4V3H1ZM17 4H19L20 5V2H18ZM228 4H230V2L228 3ZM231 4H234V3H231ZM241 4V3H240ZM245 4V3H244ZM261 4V3H260ZM8 5V4H7ZM23 5V4H22ZM45 5V4H44ZM248 5V4H247ZM17 6V5H16ZM37 6V5H36ZM2 7V6H1ZM19 7V6H18ZM66 6H65V4L64 3H62L61 1H59V0H55V1H47V4L45 5V6H37V8H39V9H41L42 10V14H48L49 12H54V13H56V14H61L62 13V11H63V9L65 8ZM16 8V7H15ZM118 8V7H117ZM33 9H35V8H33ZM239 9V8H238ZM9 10H11V12H12V9L10 8ZM16 10V9H15ZM19 10V9H18ZM26 10V9H25ZM36 10H38V9H35L34 11H36ZM235 10V9H234ZM39 11V10H38ZM215 11V10H214ZM257 12V11H256ZM8 13V12H7ZM16 13V12H15ZM15 13H12V14H15ZM6 14V13H5ZM17 14V13H16ZM31 14V13H30ZM17 15H19V13L17 14ZM5 16V15H4ZM47 16V15H46ZM123 16V15H122ZM228 16V15H227ZM260 16V15H259ZM12 17V16H11ZM15 17V16H14ZM25 17V16H24ZM43 17V16H42ZM188 17V16H187ZM186 17V18H187ZM193 17V16H192ZM151 18V17H150ZM160 18V17H159ZM178 18V17H177ZM184 18H185V16H184ZM216 18V17H215ZM251 18H253V17H251ZM11 19V18H10ZM78 19H79V21H77V22H74V23H72V26L71 25H68V24H61L60 25V28L58 27V29H61V30H63V32H65V31H70V28L72 29V31H73V28H74V30L75 31H78V30H87V28H86V25L84 24V19H83V17H78ZM218 19V18H217ZM230 19V18H229ZM264 19V18H263ZM112 20V19H111ZM123 20V19H122ZM202 20V19H201ZM231 20V19H230ZM236 20V19H235ZM258 20H259V18H258ZM168 21V20H167ZM173 21H175V20H173ZM189 21V20H188ZM199 21H200V19H199ZM10 22H12V21H10ZM21 22V21H20ZM27 22V21H26ZM26 22H25V24H26ZM36 22V21H35ZM38 22V21H37ZM126 22V21H125ZM183 22V21H182ZM193 22V21H192ZM185 23V22H184ZM199 23V22H198ZM229 23V22H228ZM31 24V23H30ZM52 24V23H51ZM195 24H196V22H195ZM213 24V23H212ZM231 24V23H230ZM12 25V24H11ZM52 25H54V24H52ZM194 25V24H193ZM220 25V24H219ZM23 26V25H22ZM47 26V25H46ZM182 25H181V22L180 21H175L174 22V24H173V26L171 27V26H169L171 29L173 28V30H174V32H173V34L170 36L171 38H170V41H169V46L167 47V45H166V41L164 42L163 41V43H160L159 42V40H158V37L156 38L157 40H154V41H149V39L147 38V37H142V46L145 48V50H149V51H151V52H154L153 54L155 55V57L157 56H159L158 55V52L160 51V50H165L164 48H167L169 51H166V52H171V53H173V54H176V53H179V52H182L183 50L185 51V46H186V41L183 39V37H181V35L180 34H177L176 33V30L178 31V30H180V28L179 27H181ZM195 26V25H194ZM209 26V25H208ZM14 27V26H13ZM127 27V26H126ZM164 27V26H163ZM182 27H184V26H182ZM181 27V28H182ZM46 28V27H45ZM44 28V29H45ZM56 28V27H55ZM179 28V29H178ZM185 28V27H184ZM196 28V27H195ZM160 29V28H159ZM163 29H165V28H163ZM183 29V28H182ZM219 29V28H218ZM234 29H236V28H234ZM246 29V28H245ZM248 29H250V28H248ZM259 29V28H258ZM257 29V30H258ZM10 30V29H9ZM99 30H102L103 31V29L102 28H99ZM131 30V29H130ZM148 30H150V29H148ZM195 30V29H194ZM205 30H206V27H205ZM233 30V29H232ZM5 31V30H4ZM58 31V30H57ZM123 31H124V29H123ZM198 31V30H197ZM204 31V30H203ZM231 31V30H230ZM236 31V30H235ZM260 31V30H259ZM17 32V31H16ZM93 32V31H92ZM128 32H129V29H126V31L125 32H122V35H121V37H120V39H118L117 40V37H115L116 36V33H112V37H114V38H116L114 41L116 42V43H118V42H120L121 44H122V55H123V57H124V60L127 62V66H129V64H128V62L130 61V58L132 57V55H131V47H130V45H133L134 46V44H131L130 42H129V39H128ZM140 32V31H139ZM179 32V31H178ZM200 32V31H199ZM251 32H253V31H251ZM256 32V31H255ZM15 33V32H14ZM19 33V32H18ZM17 33V34H18ZM47 33V32H46ZM70 33H71V31H70ZM90 33V32H89ZM95 32H93V34H94ZM131 33H132V30H131ZM138 33V32H137ZM231 33V32H230ZM229 33V34H230ZM236 33V32H235ZM238 33V32H237ZM11 35H13L12 33H10ZM9 34V35H10ZM91 34V33H90ZM118 34V33H117ZM120 34H121V32H120ZM123 34L125 35L123 38H122V36H123ZM224 34V33H223ZM252 34V33H251ZM254 34V33H253ZM263 34V33H262ZM15 35H16V33H15ZM22 35V34H21ZM207 35V34H206ZM236 35V34H235ZM57 36V35H56ZM159 36V35H158ZM161 36V35H160ZM238 36V35H237ZM240 36H242V34H240ZM249 36H250V34H249ZM7 37H8V35H7ZM10 37V36H9ZM14 37V36H13ZM225 37V36H224ZM232 37V36H231ZM259 37V36H258ZM52 38V37H51ZM54 38V37H53ZM160 38V37H159ZM164 38V37H163ZM242 38V37H241ZM244 38H245V36H244ZM246 38H249L248 36H246ZM245 38V39H246ZM251 38V37H250ZM254 38V37H253ZM8 39H10V38H8ZM27 39H28V37H27ZM38 39V40H37ZM44 39H45V37H44ZM50 39V38H49ZM49 39H45L46 40V42H47V40H49ZM57 39V38H56ZM166 39V38H165ZM165 39H163V40H165ZM219 40H220V38H218ZM233 39V38H232ZM236 39V38H235ZM14 40H16V39H14ZM14 40L12 41V40H10V41H12V42H14ZM29 40V39H28ZM27 40V41H28ZM140 40V39H139ZM247 40V39H246ZM246 40H245V42H246ZM252 40V39H251ZM256 40H258V39H256ZM262 40V39H261ZM22 41V40H21ZM36 41H37V44H36V47H37V45H39L40 43H38V41H39V38H36ZM41 41V40H40ZM44 40H42V42H43ZM50 41V40H49ZM48 41V42H49ZM52 41V40H51ZM57 41V40H56ZM132 41V40H131ZM160 41H161V39H160ZM248 41H250L249 39H248ZM12 42H11V45H12ZM16 42V41H15ZM14 42V43H15ZM54 42V41H53ZM53 42H49V43H52L53 44ZM206 42V41H205ZM218 42V41H217ZM233 42V41H232ZM243 42V41H242ZM17 43V42H16ZM23 43H26V38H25V42H23ZM28 43H30V42H28ZM61 43H63V42H61ZM224 43V42H223ZM229 43H230V41H229ZM261 43V42H260ZM9 44V43H8ZM22 44V43H21ZM43 44H46V43H43ZM56 44V43H55ZM54 44V45H55ZM119 44V43H118ZM200 44H201V42H200ZM232 44V43H231ZM243 44H245V43H243ZM247 44H248V42H247ZM246 44V45H247ZM253 44V43H252ZM262 44V43H261ZM3 44H1V46H2ZM16 45V44H15ZM14 45V46H15ZM23 45V44H22ZM26 45H28V44H25V47H26ZM62 45H64V44H62ZM202 45V44H201ZM241 45H242V43H241ZM7 46H9V45H7ZM17 46V45H16ZM41 46V45H40ZM58 46H60V45H58ZM208 46V45H207ZM233 46V45H232ZM235 46H237V45H235ZM255 46V45H254ZM5 47V46H4ZM34 47H35V45H34ZM46 47V46H45ZM57 47V46H56ZM204 47H205V45H204ZM204 47H202V48H204ZM217 47V46H216ZM225 47V46H224ZM244 47H246V46H244ZM248 47V46H247ZM8 48V47H7ZM13 48V47H12ZM15 48V47H14ZM13 48V49H14ZM20 48V47H19ZM22 48V47H21ZM28 48V47H27ZM26 48V49H27ZM47 48H48V46H47ZM230 48V47H229ZM228 48V49H229ZM233 48H235L234 46H233ZM232 48V49H233ZM242 48V47H241ZM250 48V47H249ZM258 48H259V46H258ZM258 48L256 49V51H258ZM1 49V48H0ZM6 49V48H5ZM9 49V48H8ZM17 49V48H16ZM22 49H24V47L22 48ZM39 49H40V47H39ZM49 49H51V47L49 48ZM49 49H48V51H49ZM75 49V48H74ZM7 50V49H6ZM6 50H5V55H4V57H2L1 56V58H3L4 60L6 59V56H9V55H7L6 54ZM18 50V49H17ZM76 50V49H75ZM188 50V49H187ZM200 50V49H199ZM230 50V49H229ZM245 50H247V49H245L244 48V52H246ZM9 51V50H8ZM26 51V54H27V51L28 50H25ZM37 51H39L38 49H37ZM45 51H47V50H45ZM48 51H47V53L46 52H44V51H42V52H44V54H42V55H44V56H46V54H47V56H48ZM59 51V50H58ZM201 51V50H200ZM203 51V50H202ZM219 51V50H218ZM237 51V50H236ZM238 51H239V49H238ZM240 51L241 52H239V54L241 53H243L242 51L243 50H241L240 49ZM248 51H249V49H248ZM1 52V51H0ZM10 52V51H9ZM9 52H7V53H9ZM18 51H16V53H17ZM22 52H24V51H21V53ZM29 52V51H28ZM41 52V51H40ZM40 52H38V53H40ZM51 52V51H50ZM57 52V51H56ZM56 52H53V53H55L56 55L58 54V52L56 53ZM121 52V51H120ZM250 52V51H249ZM20 53V51L18 52V54ZM30 53V52H29ZM28 53V54H29ZM37 53V54H38ZM64 53V52H63ZM67 53H69L68 51H67ZM183 53V52H182ZM246 53H248V52H246ZM253 53H255V52H253ZM258 53V52H257ZM4 54V53H3ZM3 54H1L0 53V55H3ZM15 54V53H14ZM41 54V53H40ZM55 54H53V56L55 55ZM70 54V53H69ZM68 54V55H69ZM185 54V53H184ZM228 54V53H227ZM245 54V53H244ZM16 55V54H15ZM14 55V56H15ZM20 55V54H19ZM22 55L24 56L25 54L24 53H22ZM33 55V53H31V56ZM50 55V54H49ZM55 55V56H56ZM78 54H76V56H77ZM161 55V54H160ZM202 55H205V54H202ZM209 55V54H208ZM229 55V54H228ZM234 55V54H233ZM235 55H237L236 53H235ZM235 55H234V57H235ZM243 55V54H242ZM248 55H249V53H248ZM251 55H252V53H251ZM254 55V54H253ZM12 56H13V54H12ZM11 56V57H12ZM16 56H18V55H16ZM16 56H15V58H16ZM22 56V57H23ZM25 56H27V55H25ZM35 56V55H34ZM44 56H42L43 57V59H45L44 58ZM70 56V58H68V59H71V54L69 55ZM75 56V57H76ZM176 56V55H175ZM179 56H180V54H179ZM200 56V55H199ZM207 56V55H206ZM19 57V56H18ZM17 57V58H18ZM20 57H21V55H20ZM19 57V58H20ZM39 57H41V56H39ZM38 57V58H39ZM51 57V56H50ZM56 57H60V56H56ZM65 57V56H64ZM156 57V58H157ZM160 57V56H159ZM177 57V56H176ZM211 57V56H210ZM239 57H240V55H239ZM252 57V56H251ZM47 58V57H46ZM53 57H51V58H47V59H49V61H50V59H51V63L52 64H56V66L58 65L57 63H55V57L53 58L55 61H54V63H53V59H52ZM172 58H174V57H172ZM203 58H204V56H203ZM238 58V57H237ZM236 58V59H237ZM248 58V57H247ZM253 58V57H252ZM3 59H0V61H2ZM9 58H7L6 60H8ZM33 59L34 58H32V62H33V64H32V62L30 63L29 61V64L31 65L32 64V66L34 65V64H41L39 61H38V59L37 60H34L35 62H37V63H35L34 61H33ZM40 60H41V58H39ZM65 59V58H64ZM77 59H79V57L77 58ZM221 59V58H220ZM223 59V58H222ZM226 59V58H225ZM225 59H224V62H225ZM250 58H248V60H249ZM5 60V61H6ZM17 59H15L14 61H15V63L17 62L16 61ZM22 60V59H21ZM27 60H29V59H27ZM30 60H31V58H30ZM60 60H62L61 59V57H60ZM59 60V63L61 62ZM74 60V59H73ZM80 60V59H79ZM239 60L241 61V60H243L242 58H239ZM254 60V59H253ZM252 60V61H253ZM11 61V60H10ZM20 60H18V62H19ZM25 61V60H24ZM23 61V62H24ZM46 61V60H45ZM63 61V60H62ZM78 61V60H77ZM76 61V62H77ZM227 61V60H226ZM229 61V60H228ZM227 61V62H228ZM238 61V60H237ZM244 61L246 62L247 61V59L245 60L244 59ZM7 62V61H6ZM18 62H17V66H18ZM21 62V64H19V66L20 65H22L23 63H22V61H20ZM42 62H44V61H42ZM48 62V61H47ZM46 62V63H47ZM65 62V61H64ZM82 62V61H81ZM195 62V61H194ZM221 62V61H220ZM224 62H222V64H224ZM235 62H236V60H235ZM10 63V62H9ZM8 63V64H9ZM50 63V62H49ZM63 63V62H62ZM66 63V62H65ZM74 63V62H73ZM79 63V62H78ZM234 63V62H233ZM1 64V63H0ZM4 64V63H3ZM3 64L1 65V67H3ZM5 64H7V63H5ZM13 65H14V62L12 63ZM12 64H10V65H12ZM24 64H26V62L24 63ZM28 64V63H27ZM48 64V63H47ZM67 65L69 64V62L68 63H66ZM83 64V63H82ZM221 64V65H222ZM236 64H238L237 62H236ZM29 65V66H30ZM39 65H38V68H39ZM44 65V64H43ZM46 65V64H45ZM70 65V64H69ZM76 65H78V64H76ZM219 65V64H218ZM226 65H228V64H226ZM232 65V64H231ZM248 65V64H247ZM9 66V65H8ZM28 66V65H27ZM36 66V65H35ZM46 66H48V65H46ZM55 66V67H56ZM223 66V65H222ZM229 66V65H228ZM233 67H234V64L232 65ZM241 66V65H240ZM242 66H243V64H242ZM246 66V65H245ZM249 66V65H248ZM24 67V66H23ZM23 67H21V68H23ZM53 67L54 66H52L51 65V70H55V73L57 74V71H56V68L55 69H53ZM58 67H60V65L58 66ZM193 67V66H192ZM227 67V66H226ZM250 67H252V66H250ZM262 67V66H261ZM264 67V66H263ZM15 68V67H14ZM14 68H10V70H12L13 71V69ZM49 68V70L48 71H50V66L48 67ZM80 69H81V67H79ZM220 68V67H219ZM223 68H224V66H223ZM222 68V69H223ZM231 68V67H230ZM240 68V67H239ZM243 68V67H242ZM258 68H260V67H258ZM257 68V69H258ZM6 69V68H5ZM5 69H3L4 71H7V70H5ZM19 69L20 68H18L17 67V71H19ZM23 69H25V67L23 68ZM43 69H45V68H43ZM40 70V73H42L41 71H47V70ZM60 69H62V68H60ZM69 69V68H68ZM73 69V68H72ZM228 69V68H227ZM247 69V68H246ZM3 70H1V72L3 71ZM27 70H29V69H27ZM26 70V74H21L20 73V76L21 77H23L24 75L25 76H28V74H27V71ZM34 70H35V68H34ZM65 70V69H64ZM162 67L161 66H159L158 64H157V67L155 68V70H154V74L155 75H157V76H159V73L160 72H162ZM192 69L190 68V71H191ZM223 70H225V69H223ZM222 70V71H223ZM254 70V69H253ZM24 71V70H23ZM32 71V70H31ZM31 71L30 72H28V73H31ZM63 71V69L61 70V72ZM67 71V70H66ZM66 71H63V73L64 72H66ZM72 71V70H71ZM69 71V74L71 73V77H73L74 76V74H73V76H72V73L73 72H75V71ZM84 70H82V72H83ZM126 71V70H125ZM127 71H128V69H127ZM193 71V70H192ZM234 71H235V69H234ZM238 71V70H237ZM240 71V70H239ZM247 71V70H246ZM255 71V70H254ZM1 72H0V74H1ZM53 71H51V73H52ZM68 72V71H67ZM67 72H66V74H67ZM81 72V73H82ZM3 73H5V72H2V74ZM9 73V72H8ZM8 73H6V74H8ZM11 73V72H10ZM16 73V72H15ZM18 73V72H17ZM24 73H25V71H24ZM50 73V74H51ZM236 73V74H235ZM235 73H233L234 75H237L238 73L237 72H235ZM245 73H247V72H245ZM250 73V71L248 70V74ZM6 74H4V75H6ZM12 74H14V73H11V76H13ZM32 74V73H31ZM35 74H36V71H35ZM49 73L48 74H46V76L47 77H49V75H50ZM65 74V73H64ZM80 74V73H79ZM128 74V77L127 78H130V77H132L131 76V74H130V72H128L127 73ZM209 74V73H208ZM227 74V73H226ZM228 74H230V72H228ZM232 74V75H233ZM244 74V73H243ZM250 74H252V73H250ZM8 75H10V74H8ZM7 75V76H8ZM44 75H45V73H44ZM61 75V74H60ZM81 75V74H80ZM190 75H192V74H190ZM247 75V74H246ZM24 76V77H25ZM29 76L31 77L30 79H28V80H33V79H35V76H34V78L29 74ZM28 76V77H29ZM38 76H40L39 74H38ZM51 76V75H50ZM55 75H53V77H54ZM58 74L56 75V77L58 78ZM61 76H63V75H61ZM69 76V75H68ZM69 76V77H70ZM79 76V75H78ZM82 77L84 76V74L83 75H81ZM214 76V75H213ZM228 76V75H227ZM230 76V75H229ZM253 76V75H252ZM14 77V76H13ZM17 77V76H16ZM19 77V76H18ZM18 77H17V79H18ZM23 77V78H24ZM52 77V76H51ZM67 77V76H66ZM66 77H64L65 79H66ZM68 77V78H69ZM77 77V76H76ZM222 77H223V75H222ZM244 77H245V75H244ZM249 77V76H248ZM2 78V77H1ZM0 78V79H1ZM9 79H10V77H8ZM12 78V77H11ZM15 78V77H14ZM40 78V77H39ZM63 78V77H62ZM67 78V79H68ZM191 78V77H190ZM254 78V77H253ZM257 77H255V79H256ZM259 78H260V76H259ZM3 79H6L5 77L3 78ZM3 79H1L2 81H3ZM43 79V78H42ZM50 79V77L49 78H47V79H45L46 81L47 80H49ZM52 79V78H51ZM53 79H55L56 81H57V79L54 77ZM52 79V81H54L55 82V80H53ZM59 80H60V78H58ZM73 79V78H72ZM72 79H69V80H71V82H72ZM74 79H76V78H74ZM214 79V78H213ZM233 79H235V77L233 78ZM249 79V78H248ZM0 80V81H1ZM27 80V77L25 78V80L24 81H26ZM31 80V81H32ZM44 80V79H43ZM58 80V81H59ZM211 80V79H210ZM226 80H228V79H226ZM242 80H244V78L242 77ZM251 80V79H250ZM12 81V80H11ZM23 81V82H24ZM37 81V80H36ZM36 81H34V82H36ZM45 81V82H46ZM63 81V80H62ZM61 81V82H62ZM65 81H67V80H65ZM215 81V80H214ZM236 81H237V78H236ZM241 81V80H240ZM249 81V80H248ZM261 81V80H260ZM5 82H7V80H5ZM9 82V81H8ZM17 82V81H16ZM15 82V83H16ZM49 82V81H48ZM83 82V81H82ZM87 82V81H86ZM135 83V80H131V79H127L126 80V84L127 85H124L123 86V88L125 89V90H131V88L133 87L132 86V84H134ZM194 82V81H193ZM217 82V84L219 83L218 81H216ZM239 82V81H238ZM253 82V81H252ZM4 82H2L1 83V85L3 86V85H5V86H8V85H6V83H4ZM11 82H9L8 84H10ZM14 83V82H13ZM10 84L9 86H11V85H14V84ZM22 83V82H21ZM26 83V82H25ZM64 83V82H63ZM67 83H68V81H67ZM81 83V82H80ZM222 83V85H223V82H221ZM242 83H244V82H242ZM250 83H251V81H250ZM260 83V82H259ZM262 84H264L263 82H261ZM56 84V83H55ZM60 84V83H59ZM83 84V83H82ZM129 84V85H128ZM198 84V83H197ZM225 84H227L228 85V83H225ZM231 84V83H230ZM234 84H236V82L234 83ZM1 85H0V90L2 89L1 88ZM27 85V84H26ZM47 85L48 84H46V89L47 88H50L51 87V85L49 86V87H47ZM56 85H58V84H56ZM66 85V84H65ZM241 85V84H240ZM5 86H3V87H5ZM19 86L20 87H22L21 85H20V82H19ZM19 86H18V88H19ZM23 86H25V84L23 85ZM31 86H32V84H31ZM34 86V85H33ZM63 86H64V84H63ZM73 86H74V84H73ZM109 86V85H108ZM220 85H218V87H219ZM229 86V85H228ZM238 86V85H237ZM244 86H245V84H244ZM248 86V84L246 85V87ZM252 86H253V84H252ZM256 86V84H254V86H253V89H255L254 87ZM259 86V85H258ZM258 86H256L257 88H258ZM14 87H16V85L15 86H12V90H13V92L16 90V88L14 89ZM67 87V86H66ZM225 87V86H224ZM224 87H222V88H224ZM234 87H236V85L234 86ZM249 87V86H248ZM7 88V87H6ZM8 88H10V87H8ZM7 88V89H8ZM25 88V87H24ZM53 88L55 89V91H56V88L53 86ZM103 88V87H102ZM136 88V87H135ZM141 88V87H140ZM230 88V87H229ZM36 89V88H35ZM34 88H33V90H35ZM38 89H41V88H38ZM51 89V88H50ZM49 89V90H50ZM53 89V90H54ZM64 89H66V88H64ZM69 89V88H68ZM81 89V88H80ZM112 89V88H111ZM215 89H218V88H215ZM220 89V88H219ZM226 89V88H225ZM234 89V88H233ZM8 90H11V88L10 89H8ZM11 90V91H12ZM25 91H26V93H28V90H26V89H24ZM24 90H23V92L22 93H25L24 92ZM43 90H45V87H44V89ZM57 90H59V89H57ZM134 90V89H133ZM157 90V89H156ZM213 90V89H212ZM232 90V89H231ZM246 90V89H245ZM261 90L263 91V89L261 88ZM5 91H7L6 89H5ZM36 91H39V90H36ZM66 91H67V89H66ZM66 91H64L63 90V92H66ZM136 91H137V89H136ZM149 91V90H148ZM154 91V90H153ZM208 91V90H207ZM209 91H211V90H209ZM219 91V90H218ZM221 91V90H220ZM227 91H228V89H227ZM234 91L236 92V90L234 89ZM257 91V90H256ZM256 91H254L255 93H256ZM1 92V91H0ZM9 92V91H8ZM18 92V91H17ZM17 92H15L16 94H17ZM35 92V91H34ZM43 93L44 94V92L43 91H41L40 90V93ZM46 92H48V91H46ZM49 92H51L52 93V91H49ZM48 92V93H49ZM58 92V91H57ZM68 92V91H67ZM124 92V91H123ZM150 92H152L151 90L149 91V93ZM191 92V91H190ZM194 92V91H193ZM215 92H217V91H215ZM224 92V91H223ZM222 92V93H223ZM247 92H249V91H247ZM1 93H4V91H2ZM0 93V94H1ZM10 93V92H9ZM37 93V92H36ZM36 93H34L35 95H36ZM40 94L41 96H43V94ZM48 93H47V95H48ZM55 93V92H54ZM58 93H61V92H58ZM58 93L56 94V96L58 95ZM69 93H71L70 91H69ZM68 93V94H69ZM125 93V92H124ZM146 93V92H145ZM220 93V92H219ZM254 93V94H255ZM7 94V93H6ZM11 94H12V92L10 93V96H8V97H10L11 99H12V97H15V98H13V99H16V96H13L14 94H12V96H11ZM15 94V95H16ZM33 94V93H32ZM39 94V93H38ZM46 94V93H45ZM53 94V93H52ZM52 94H50V95H52ZM64 94H67V93H64ZM72 94V93H71ZM108 94V93H107ZM113 94V93H112ZM147 94V93H146ZM210 94V93H209ZM233 94V93H232ZM242 94V93H241ZM4 94H1L0 96L2 97ZM18 95V94H17ZM47 95H45L44 97H47ZM93 95V94H92ZM117 95V94H116ZM121 95V94H120ZM127 95H129V94H127ZM226 95V94H225ZM256 95V94H255ZM6 98H7V96L6 95H4ZM3 96V97H4ZM25 96H29V95H26L25 94ZM38 96V95H37ZM41 96H39L40 98H39V101H40V99H42V97ZM49 96V95H48ZM67 96V95H66ZM105 96V95H104ZM131 96V95H130ZM219 96V98L221 97L220 95H218ZM224 96V95H223ZM244 95H242L241 97H243ZM257 96V95H256ZM258 96H259V94H258ZM262 96V95H261ZM264 96V95H263ZM262 96V97H263ZM2 97V98H3ZM20 97H21V94H20ZM19 97V98H20ZM24 97V96H23ZM31 97V96H30ZM50 98H51V96H49ZM53 97V96H52ZM59 97H60V95H59ZM58 97V98H59ZM62 97V99L63 98H65V96L63 97V95L61 96ZM114 97H115V95H114ZM125 97V96H124ZM128 97V96H127ZM171 96H169V98H170ZM197 97V96H196ZM214 97H216V96H214ZM255 97V96H254ZM260 97V96H259ZM6 98H3V99H6ZM26 98V97H25ZM29 97H27L26 99H28ZM37 98V97H36ZM36 98H33V99H36ZM94 99H96L95 97H93ZM168 98V99H169ZM177 98V97H176ZM176 98H174V99H176ZM180 98V97H179ZM9 99V98H8ZM8 99H6L7 101H8ZM10 99V100H11ZM17 99H18V97H17ZM45 99V98H44ZM44 99H42L43 100V103L45 102L44 101ZM49 99V98H48ZM57 99V97L56 98H54V100H55V102L57 101L56 100ZM61 99V98H60ZM61 99V100H62ZM159 99V98H158ZM164 99H166V98H164ZM167 99V100H168ZM170 99H172V98H170ZM203 99V98H202ZM209 99V98H208ZM241 99V98H240ZM20 100V99H19ZM29 100H31V99H29ZM29 100H28V102L26 101V103H30L29 102ZM47 100V99H46ZM52 100H53V98H52ZM67 100V99H66ZM157 100V99H156ZM161 100V99H160ZM211 100V99H210ZM219 100V99H218ZM224 99H222L221 100V98H220V102L218 103V105L219 104H224L223 102H221V101H223ZM230 99H228V101H229ZM245 100V99H244ZM6 103V101L5 100H2V103H4V102ZM12 101H15V100H12ZM20 101H22V103L21 102H19L20 104L19 105H21L22 104V106H24V104L25 103H23V100H20ZM37 101V100H36ZM49 101H50V99H49ZM164 101H166V100H164ZM172 101H173V99H172ZM232 101V100H231ZM18 102V101H17ZM32 102V101H31ZM38 102V101H37ZM54 102V103H55ZM58 102H59V100H58ZM63 102H65V100L63 101L62 100V102L61 103H63ZM94 102H96V101H94ZM154 102V101H153ZM158 103H160V101H157ZM176 102H178L177 100H176ZM199 102H203V101H199ZM198 102V103H199ZM212 102V101H211ZM5 103H4V105H5ZM33 103V102H32ZM40 103L42 104V101H40ZM47 103V102H46ZM60 103V104H61ZM90 103V102H89ZM155 103V102H154ZM163 103V102H162ZM166 103V102H165ZM164 103V104H165ZM188 103V102H187ZM205 103V102H204ZM203 103V104H204ZM206 103H208V102H206ZM215 103H216V101H215ZM14 104V103H13ZM12 104V105H13ZM55 104H59V103H55ZM101 104H103V103H101ZM100 104V107L102 106ZM149 104H151V103H149L148 102V105ZM211 104V103H210ZM235 104V103H234ZM237 104V103H236ZM9 105H11V102H10V104L8 103V106ZM19 105H17V106H19ZM33 105V104H32ZM31 104L29 105L28 104V106H30V108H31V106H32ZM36 104L34 103V106H35ZM54 105V104H53ZM76 105V104H75ZM90 104H88V106H89ZM105 105V104H104ZM156 105V104H155ZM173 105H177V104H173ZM190 105V104H189ZM194 105V104H193ZM206 105V104H205ZM2 106V104L0 103V107ZM6 107H7V105H5ZM5 106L4 107H2V108H5ZM14 106H15V104H14ZM27 106V108H26V112H28V111H30V110H28L29 109V107ZM42 106H44V104H42ZM52 106V105H51ZM55 106V105H54ZM59 107H62V106H65V104L64 105H62V106H60V105H58ZM58 106H55L57 109H59V107ZM99 106V105H98ZM152 106V105H151ZM150 106V107H151ZM204 106V105H203ZM209 106V105H208ZM223 106V105H222ZM230 106H231V104H230ZM240 106V105H239ZM238 106V107H239ZM16 107V106H15ZM15 107H14V109H15ZM37 107H40L41 108V106H38V103H37ZM48 107V106H47ZM54 107V108H55ZM90 107V106H89ZM142 107V106H141ZM160 107V106H159ZM162 108H163V106H161ZM166 107V106H165ZM217 107V106H216ZM241 107H242V105H241ZM247 107V106H246ZM8 108V107H7ZM7 108H5V109H7ZM9 108H11L10 106H9ZM18 108V107H17ZM20 108H21V106H20ZM23 108V107H22ZM155 108V107H154ZM157 108V107H156ZM197 108V107H196ZM200 108H202V106L200 107ZM12 109H13V107H12ZM31 109H34L33 111H35V107L33 108H31ZM53 109V108H52ZM57 109H55V110H57ZM73 109H75V108H73ZM100 109V108H99ZM104 109V108H103ZM103 109H101L102 111H103ZM122 109V108H121ZM120 109V110H121ZM182 109V108H181ZM186 110H187V108H185ZM209 109V108H208ZM246 109V108H245ZM0 110L2 111V110H4V109H1L0 108ZM18 110H22V109H18ZM23 110H24V108H23ZM44 110V109H43ZM47 110H48V108H47ZM54 110V111H55ZM77 110V109H76ZM79 110V109H78ZM119 110V109H118ZM125 110H127V109H125ZM129 110V109H128ZM146 110V109H145ZM168 110V109H167ZM185 110V111H186ZM199 110V109H198ZM218 110H220V108L218 107ZM0 111V112H1ZM7 111V110H6ZM5 110L3 111V113L4 112H6ZM15 111H16V109H15ZM32 110L30 111V112H33ZM58 111V110H57ZM99 111V110H98ZM101 111V112H102ZM147 111V110H146ZM171 111V110H170ZM188 111V110H187ZM190 111V110H189ZM200 111V110H199ZM204 111V110H203ZM207 111V110H206ZM210 111V110H209ZM224 111V110H223ZM225 111H227L226 109H225ZM229 111V110H228ZM238 111V110H237ZM11 112V110L8 112V113H10ZM14 112V111H13ZM17 112V111H16ZM19 112V111H18ZM17 112V113H18ZM29 112V113H30ZM47 111H45V113H46ZM49 112V111H48ZM47 112V113H48ZM53 112V111H52ZM52 112H49L51 115H52ZM59 112H61V111H59ZM79 112V111H78ZM138 112H140V111H138ZM160 112V111H159ZM208 112V111H207ZM212 112V111H211ZM236 112V111H235ZM240 112H242V111H240ZM240 112H239V116H240ZM2 113V116L4 115ZM7 113V112H6ZM6 113H5V115H6ZM8 113H7V115H8ZM15 113V112H14ZM17 113L16 114H14V115H17ZM20 113H22V112H20ZM23 113H25L24 111H23ZM35 113H37V111H35ZM48 113V114H49ZM58 113V112H57ZM88 113V112H87ZM136 113V112H135ZM152 113V112H151ZM173 113V112H172ZM171 113V114H172ZM190 113H191V111H190ZM193 113V112H192ZM191 113V114H192ZM196 113H198V112H196ZM213 113V112H212ZM216 113H218V112H216ZM228 113V112H227ZM244 113V112H243ZM11 114V113H10ZM26 114V113H25ZM34 114V113H33ZM47 114V115H48ZM50 114H49V116H50ZM54 114H55V112H54ZM53 114V115H54ZM68 114H70V113H68ZM104 114V113H103ZM146 114H148V113H146ZM153 114V113H152ZM185 114V113H184ZM199 114V113H198ZM208 114V113H207ZM225 114V113H224ZM231 114V113H230ZM235 114V116H236V113H234ZM242 114V113H241ZM14 115H12L11 114V116H14ZM20 115V114H19ZM30 115L32 116V114L30 113ZM29 115V116H30ZM35 115L37 116L38 114H34V118L36 119L37 117H35ZM40 115V114H39ZM47 115L45 114V116H46V119H47ZM59 115V113L56 115V116H58ZM89 115V114H88ZM99 115V114H98ZM166 115V114H165ZM178 115V114H177ZM182 115V114H181ZM189 115V114H188ZM205 115V114H204ZM222 115V114H221ZM228 115V114H227ZM245 115V113L244 114H242L241 115V117L242 116H244ZM249 115V114H248ZM1 116V115H0ZM10 116V115H9ZM10 116V117H11ZM43 116V115H42ZM41 116V117H42ZM60 116V115H59ZM77 116V115H76ZM168 116V115H167ZM209 116V115H208ZM212 116H213V114H212ZM3 117H6V116H3ZM17 117V116H16ZM15 117V118H16ZM20 116H18V118H19ZM53 117V116H52ZM62 117V116H61ZM89 117H91L90 115L88 116V118ZM99 117V116H98ZM157 117V116H156ZM176 117V116H175ZM174 117V118H175ZM198 117V116H197ZM201 117V116H200ZM221 117V116H220ZM237 117V116H236ZM249 117V116H248ZM248 117H246V118H248ZM264 117V116H263ZM2 118V117H1ZM0 118V119H1ZM7 118L9 119V117L7 116ZM18 118H16L17 120H18ZM23 118H25V117H23ZM23 118H21V119H23ZM26 118H28V117H26ZM25 118V119H26ZM33 118V116L31 117V119ZM45 118V117H44ZM44 118H42V119H44ZM51 118V117H50ZM55 118V117H54ZM59 118V117H58ZM92 118V117H91ZM90 118V119H91ZM149 118V117H148ZM154 118H155V116H154ZM164 118V117H163ZM167 120H172V119H174V118H172V119H168V118H171V117H165ZM189 118H190V115H189ZM202 118V117H201ZM206 118V117H205ZM216 118V117H215ZM238 118V117H237ZM236 118V122H237V120L238 119H241V118H238L237 119ZM244 118H245V116H244ZM7 119V120H8ZM14 119V118H13ZM24 119V120H25ZM45 119V120H46ZM49 119V118H48ZM61 119V118H60ZM70 119V118H69ZM79 119V118H78ZM81 119V118H80ZM108 119V118H107ZM147 119V118H146ZM156 119V118H155ZM165 119V120H166ZM188 119V118H187ZM219 119V118H218ZM2 120H3V118H2ZM4 120H6V118L4 119ZM11 120V119H10ZM16 120V121H17ZM34 120V119H33ZM50 120V119H49ZM148 120V119H147ZM189 120V119H188ZM201 120V119H200ZM244 120V119H243ZM1 121V120H0ZM18 121H20V120H18ZM23 121V120H22ZM28 121V120H27ZM37 121V120H36ZM47 121V120H46ZM149 121V120H148ZM156 121V120H155ZM160 121V120H159ZM204 121H206V120H204ZM219 121V120H218ZM241 121V120H240ZM240 121L238 122V123H240ZM3 122V121H2ZM5 122V121H4ZM7 122V121H6ZM9 122H11V121H9L8 120V123L6 124V125H8L9 124ZM14 122V121H13ZM117 122V121H116ZM144 122V121H143ZM189 122V121H188ZM187 122V123H188ZM190 122H192V121H190ZM195 122V121H194ZM200 122V121H199ZM199 122L198 123H196V128H197V126H199ZM227 122V121H226ZM22 124H23V122H21ZM42 123V122H41ZM45 122H43V124H44ZM47 123V122H46ZM72 123V122H71ZM79 123H80V121H79ZM112 123V122H111ZM127 123V122H126ZM167 123V122H166ZM169 123V122H168ZM205 123V122H204ZM235 123V122H234ZM238 123H236V124H238ZM247 123H249V122H246V123H244L246 126H247ZM2 124V123H1ZM1 124H0V127H2L1 126ZM5 124V123H4ZM4 124H3V127H5L4 126ZM15 124H17V123H15ZM14 124V125H15ZM21 124V125H22ZM37 124V123H36ZM116 124V123H115ZM195 124V123H194ZM194 124H193V126H194ZM198 124V125H197ZM210 124V123H209ZM243 124V125H244ZM20 125V126H21ZM45 125V124H44ZM86 125V124H85ZM100 125V124H99ZM102 125V124H101ZM134 125V124H133ZM139 125V124H138ZM170 125H171V123H170ZM169 125V126H170ZM184 125V124H183ZM203 125V124H202ZM202 125H201V127H202ZM219 125V124H218ZM241 125V124H240ZM239 125V126H240ZM244 125V126H245ZM12 126H13V123H12ZM23 126H24V124H23ZM22 126V127H23ZM150 126V125H149ZM163 126H164V124H163ZM166 126V125H165ZM164 126V127H165ZM185 126V125H184ZM188 126V125H187ZM207 126V125H206ZM217 126V125H216ZM222 126V125H221ZM254 126V125H253ZM7 127V128H6ZM4 129L7 131L9 128V126H6ZM73 127V126H72ZM96 129H97V126H96V123H95V126H94ZM99 127V126H98ZM101 127V126H100ZM145 127V126H144ZM155 127V126H154ZM156 127H159V126H156ZM155 127V128H156ZM226 127V126H225ZM14 128H15V126H14ZM29 128V127H28ZM37 128V127H36ZM90 128V127H89ZM88 128V129H89ZM163 127H161V129H162ZM179 128V127H178ZM186 128V127H185ZM192 128V127H191ZM196 128L194 129V127H193V130H196ZM204 128V127H203ZM206 128V127H205ZM229 128V127H228ZM235 128H237V127H235ZM248 127H246V129H247ZM264 128V127H263ZM3 128H1L0 129V131L2 130H4ZM17 129H19V128H16V131H17ZM24 129V128H23ZM35 129V128H34ZM94 129V128H93ZM132 129H134V128H131V130ZM148 129V128H147ZM158 129H160V128H158ZM201 129V128H200ZM11 130H13V128L12 129H10L9 131H11ZM22 130V129H21ZM21 130L19 131L20 133H21V135H23V132H21ZM25 130V129H24ZM23 130V131H24ZM29 130V129H28ZM71 130H73V129H71ZM98 130H99V128H98ZM157 130V129H156ZM162 130H164V129H162ZM167 130V129H166ZM187 130H188V127H187ZM192 130V131H193ZM198 130H199V128H198ZM202 130H204V129H201L200 131H202ZM210 130V129H209ZM217 130V129H216ZM232 130V129H231ZM234 130H236V129H234ZM1 131V132H2ZM26 131V130H25ZM31 131V130H30ZM34 131V130H33ZM35 131H36V133H37V130L35 129ZM44 131V130H43ZM74 131V130H73ZM97 131V130H96ZM96 131H95V135L94 136H97L96 135ZM101 131V130H100ZM100 131H98V132H100ZM118 131V130H117ZM134 131V130H133ZM159 131V130H158ZM185 131V130H184ZM197 131V130H196ZM211 131V130H210ZM227 131H230V130H227ZM5 132V131H4ZM14 132H15V129H14ZM28 133H29V131H27ZM89 132H91V131H89ZM161 133L163 132V131H160ZM174 133H175V131H173ZM194 132V131H193ZM236 132H237V130H236ZM250 132H251V130H250ZM3 133V132H2ZM7 133V132H6ZM18 133V132H17ZM20 133H19V135H20ZM25 133V132H24ZM41 133V132H40ZM39 133V134H40ZM85 134H86V132H84ZM105 133V132H104ZM145 133V132H144ZM201 133H202V135H203V133H204V131L203 132H199V134L201 135ZM207 133V132H206ZM217 133H218V131H217ZM233 133V132H232ZM16 134V133H15ZM112 134H114V133H112ZM146 134V133H145ZM151 134V133H150ZM196 133H194V135H195ZM198 134V133H197ZM238 134V133H237ZM1 135V134H0ZM9 135V134H8ZM11 135H12V133H11ZM18 135V136H19ZM100 135H101V133H100ZM123 135H125V134H123ZM140 135V134H139ZM155 135V134H154ZM156 135H158V134H156ZM164 135V134H163ZM170 135V134H169ZM175 135H177V134H175ZM193 135V136H194ZM221 135V134H220ZM229 135V134H228ZM260 135H261V137H260V141H259V146L262 148V150L264 151V130L263 129H260ZM32 136H33V134H32ZM31 136V137H32ZM39 136V135H38ZM78 136V135H77ZM80 136V135H79ZM126 136V135H125ZM136 136V135H135ZM143 136V135H142ZM166 136V135H165ZM171 136V135H170ZM174 136V135H173ZM192 136V137H193ZM204 136V135H203ZM206 136V135H205ZM211 136H213V135H211ZM222 137H224L223 135H221ZM221 136H219L218 135V137H221ZM239 135H237V137H238ZM241 136H243V135H241ZM4 137H5V135H4ZM9 137V136H8ZM12 137V136H11ZM20 137H22V136H20ZM44 137V136H43ZM87 137H89L90 138V136H87ZM101 137V136H100ZM137 137V136H136ZM141 137V136H140ZM145 137V136H144ZM144 137H142V138H140L141 140L144 138ZM152 137V136H151ZM168 137V136H167ZM181 137V136H180ZM195 137V136H194ZM196 137H198L197 135H196ZM196 137H195V140H196ZM200 137V136H199ZM214 137V136H213ZM6 138V137H5ZM15 138V137H14ZM22 138H24V137H22ZM42 138V137H41ZM47 138V137H46ZM54 138H55V136H54ZM84 138V137H83ZM88 138V139H89ZM95 138H97V137H95ZM99 138V137H98ZM102 138V137H101ZM109 138V137H108ZM129 138V137H128ZM127 138V139H128ZM131 138V137H130ZM139 138V137H138ZM148 138V137H147ZM191 138V137H190ZM225 138V137H224ZM13 139V138H12ZM26 139V138H25ZM50 139V138H49ZM74 139V138H73ZM81 139V138H80ZM126 139V140H127ZM153 139V138H152ZM165 139V138H164ZM168 139V138H167ZM176 139H177V137H176ZM179 139V138H178ZM181 139V138H180ZM200 139H203L202 137H200ZM236 139V138H235ZM238 139V138H237ZM242 139V138H241ZM46 141H48V139H45ZM45 140H44V142H45ZM82 140V139H81ZM80 140V141H81ZM87 140V138H85L84 139V141H86ZM90 140V139H89ZM154 140V139H153ZM194 140V139H193ZM212 140V139H211ZM219 140H221V141H223L224 142V140H222V139H220L219 138ZM234 140V139H233ZM240 140V139H239ZM242 140H244V138L242 139ZM242 140H241V143H242ZM2 141H3V138H2ZM83 141V140H82ZM92 141V140H91ZM90 141V142H91ZM95 141V143H96V140H94ZM100 141V140H99ZM116 141V140H115ZM147 141V140H146ZM197 141V140H196ZM198 141H200L199 139H198ZM228 141V140H227ZM237 140H235V142H236ZM8 142V141H7ZM17 142V141H16ZM23 142V141H22ZM25 142V141H24ZM35 142V141H34ZM52 142V141H51ZM56 142V141H55ZM71 142V141H70ZM78 142V141H77ZM88 142V141H87ZM89 142V143H90ZM100 142H102V141H100ZM114 142V141H113ZM121 142H123V141H121ZM128 142V141H127ZM138 142H140L141 143V141H139L138 140ZM137 141H136V143H138ZM160 142H162V141H160ZM177 142V141H176ZM222 142V143H223ZM238 142V141H237ZM4 142H2V143H0V144H3ZM27 143V142H26ZM43 143V140L41 141V144ZM45 143H47V145H51V146H53V144H48V142H45ZM45 143H43V144H45ZM53 143V142H52ZM103 143V142H102ZM126 143V142H125ZM143 143V142H142ZM167 143V142H166ZM165 143V144H166ZM181 143H183V142H181ZM187 143V142H186ZM200 143H202V141H200ZM218 143H220V142H218ZM225 143V142H224ZM227 143V142H226ZM228 143H229V141H228ZM231 143H232V141H231ZM11 144V143H10ZM14 144V143H13ZM40 144V143H39ZM40 144V145H41ZM70 144V146H71V143H69ZM78 144V143H77ZM76 144V145H77ZM81 144V143H80ZM82 144H85L84 142L82 143ZM94 144V143H93ZM97 144V143H96ZM110 144V143H109ZM123 144V143H122ZM154 144V143H153ZM157 144H158V142H157ZM164 144V145H165ZM188 144H189V140H188ZM204 144V143H203ZM8 145H9V142H8ZM38 144H36V146H37ZM75 145V146H76ZM95 145V144H94ZM93 145V146H94ZM99 145V144H98ZM101 145V144H100ZM99 145V146H100ZM108 145V144H107ZM107 145H105V146H107ZM110 145H112V144H110ZM113 145H114V143H113ZM139 145V144H138ZM142 145V144H141ZM167 145V144H166ZM165 145V148L166 147H168V148H172L173 149V147H171V146H166ZM173 145V144H172ZM197 145V144H196ZM209 145V144H208ZM207 145V146H208ZM215 145V144H214ZM216 145H217V143H216ZM215 145V147L214 146H212V147H214V148H218V150H220V149H222L223 148V146L219 149V146L217 147ZM219 145V144H218ZM229 145V144H228ZM237 146H238V143L236 144ZM241 145V144H240ZM239 145V146H240ZM243 145H245L244 143H243ZM246 145H247V143H246ZM245 145V146H246ZM3 145H1L0 147H2ZM44 146V145H43ZM45 146H46V144H45ZM59 146V145H58ZM82 146V145H81ZM89 146V145H88ZM126 146V145H125ZM152 146V145H151ZM157 146V145H156ZM161 146H162V144L160 145V148H159V146H158V148L159 149H162L161 148ZM178 146V145H177ZM176 146V147H177ZM189 146V145H188ZM188 146H185V147H187V149H189L190 147H188ZM201 146V145H200ZM230 146V145H229ZM245 146H244V149H245ZM4 147V146H3ZM7 147V146H6ZM12 147V146H11ZM14 147V146H13ZM26 147V146H25ZM33 147V146H32ZM39 147V146H38ZM42 147V146H41ZM48 147H50V146H48ZM60 147H62V146H59V148ZM64 147V146H63ZM77 147L79 148V146L77 145ZM84 147V146H83ZM96 147V146H95ZM127 147V146H126ZM153 147V146H152ZM185 147H184V149H185ZM194 147H196V146H194ZM235 147V146H234ZM240 147H242V145L240 146ZM23 148H24V146H23ZM52 148V147H51ZM58 148V149H59ZM85 148V147H84ZM91 149H92V147H90ZM129 148V147H128ZM164 148V147H163ZM178 148V147H177ZM180 148V147H179ZM192 149H193V147H191ZM207 148V147H206ZM210 148V147H209ZM208 148V149H209ZM246 148L248 149V145L246 146ZM3 149V148H2ZM2 149H0V152L2 153ZM6 149H8V147L6 148ZM19 149V148H18ZM27 149V148H26ZM39 149H40V147H39ZM44 149H45V147H44ZM48 149V148H47ZM57 149V150H58ZM71 149H74L73 147L71 148ZM80 149V148H79ZM97 149V148H96ZM103 149V148H102ZM101 149V152H104L103 150ZM154 150H155V148H153ZM208 149L206 150L207 152H208ZM228 149V148H227ZM10 150H12L11 148H10ZM24 150V149H23ZM40 150H43V148H41ZM46 150V149H45ZM54 150V149H53ZM89 150V149H88ZM97 150H99L100 151V148H98ZM96 150V151H97ZM111 150V149H110ZM114 150V149H113ZM117 150V149H116ZM116 150H114V151H116ZM123 153L126 151V148H123ZM127 150H129V149H127ZM164 150V149H163ZM175 150V149H174ZM173 150V151H174ZM176 150H178V149H176ZM183 150V149H182ZM191 150V149H190ZM190 150H189V152H190ZM194 150V149H193ZM226 149H224V151H225ZM5 151V150H4ZM26 151V150H25ZM48 151V150H47ZM65 151H66V147H65ZM64 151V152H65ZM67 151H68V149H67ZM75 151H77V150H75ZM81 151V150H80ZM83 151V150H82ZM86 151V150H85ZM98 151V153L100 154L101 152H99ZM122 151V150H121ZM157 151V150H156ZM165 151H166V149H165ZM187 151V150H186ZM185 151V152H186ZM214 150H212V153H214L213 152ZM230 151H232L231 149H230ZM242 150H240V152H241ZM244 152H241V154L242 153H246V151L245 150H243ZM7 152H8V150H7ZM6 152V153H7ZM12 152V151H11ZM13 152H14V150H13ZM29 152V151H28ZM32 152H34L33 150H32ZM35 152H36V149H35ZM37 152H39V151H37ZM74 152V151H73ZM78 152V151H77ZM87 152V154H89V152L88 151H86ZM93 152V151H92ZM91 152V154L93 155V153ZM95 152V151H94ZM127 152V151H126ZM180 152H181V150H180ZM179 152V153H180ZM184 152V154H186L187 156H188V152H186L185 153ZM198 152V151H197ZM205 152V151H204ZM218 152V151H217ZM24 153V152H23ZM22 153V154H23ZM52 153H54V151L52 152ZM52 153H51V156H52ZM81 153V152H80ZM80 153H79V155H80ZM83 153H85V152H83ZM105 153H107L106 151H105ZM117 153H118V151H117ZM121 153V152H120ZM151 153H152V150H151ZM162 153V152H161ZM164 153V152H163ZM166 153V152H165ZM165 153H164V155H165ZM168 153V152H167ZM175 153H177L176 151H175ZM206 153V152H205ZM204 153V154H205ZM211 153V154H212ZM215 153H216V151H215ZM214 153V154H215ZM220 153V152H219ZM222 153H224L222 150H221V154ZM226 153H230L228 150H227V152ZM225 153V154H226ZM3 154H5V153H3ZM16 154V153H15ZM25 154V153H24ZM28 154V153H27ZM27 154H25L26 156H27ZM57 154V152L54 154V155H56ZM68 153L66 152V156L68 157V155H67ZM75 154H77V153H75ZM87 154H85V155H87ZM94 154H96V152L94 153ZM104 154V153H103ZM102 154V155H103ZM146 154V153H145ZM145 154L143 155V153L142 154H140L139 156H141V155H143L144 157H145ZM170 154V153H169ZM196 154V153H195ZM198 154V153H197ZM199 154H200V152H199ZM202 154H203V152H202ZM207 154V153H206ZM210 154V153H209ZM209 154H207V156L209 155ZM217 154V153H216ZM230 154H232V152L230 153ZM236 154V153H235ZM240 154V153H239ZM8 155V154H7ZM31 155V154H30ZM33 155H34V153H33ZM53 155V156H54ZM58 155V154H57ZM84 154H83V157H81L82 159L83 158H85L84 156H85ZM101 155V154H100ZM155 155H157V154H155ZM180 155V154H179ZM183 155V154H182ZM190 155H191V153H190ZM220 155V154H219ZM228 155V154H227ZM234 155V154H233ZM244 155V154H243ZM242 155V156H243ZM20 156V155H19ZM73 156V155H72ZM89 155H87V157H88ZM95 156V155H94ZM94 156H92L93 158H94ZM98 156V155H97ZM104 156V155H103ZM113 156V155H112ZM129 156V155H128ZM131 156V155H130ZM142 156V158L144 159V157ZM148 156H149V153H148ZM153 156V155H152ZM167 156H168V154H167ZM178 156V155H177ZM194 157H195V155H193ZM200 156H201V154H200ZM211 156V155H210ZM209 156V157H210ZM222 156H223V154H222ZM230 156V155H229ZM235 156V155H234ZM238 156H241V155H237V158H238ZM245 156V155H244ZM246 156H248V153L246 154ZM245 156V157H246ZM13 157H15V155L13 156ZM30 157V156H29ZM34 157V156H33ZM43 157V156H42ZM59 157V156H58ZM62 157V156H61ZM65 157V156H64ZM70 157V156H69ZM77 157H78V155H77ZM77 157H75L76 158V160H80L81 161V163H82V160L81 159H77ZM146 157H147V155H146ZM145 157V158H146ZM150 157H151V154H150ZM156 157V156H155ZM161 157H162V155H161ZM161 157L159 158V156H158V158L159 159H157L156 161H158V160H160L161 159ZM176 157V156H175ZM183 157V156H182ZM198 157V156H197ZM221 157V156H220ZM227 157V156H226ZM231 157V156H230ZM249 157V156H248ZM247 157V158H248ZM10 158V157H9ZM16 158V157H15ZM31 158V157H30ZM50 158V157H49ZM96 158V157H95ZM114 158V157H113ZM139 158V157H138ZM141 158V159H142ZM149 158V157H148ZM147 158V159H148ZM192 158V157H191ZM215 158V157H214ZM217 158H218V156H217ZM236 157H235V159H237ZM1 159V158H0ZM25 158H23V160H24ZM32 159V158H31ZM34 159V158H33ZM36 159V158H35ZM39 159V158H38ZM43 159V158H42ZM48 159V158H47ZM60 160V158H57V160ZM64 158L62 157V160H63ZM88 159V158H87ZM86 159V160H87ZM92 158H90L89 160H91ZM96 159H98V158H96ZM102 159V158H101ZM100 159V160H101ZM105 159H106V157H105ZM111 159V158H110ZM109 159V160H110ZM118 159V158H117ZM135 159V158H134ZM140 159V158H139ZM151 159V158H150ZM163 159H165V157L163 158ZM181 158H179V160H180ZM182 159H184V158H182ZM187 159V158H186ZM194 159V158H193ZM239 159H240V157H239ZM250 159H252V160H254L253 158H250ZM29 160V159H28ZM58 160V161H59ZM68 160V159H67ZM75 160V162H76V164L78 163L77 161ZM100 160H94L95 162L96 161H100ZM104 160V159H103ZM107 160V159H106ZM109 160H107V164H108V161ZM115 160V159H114ZM113 160V161H114ZM130 160V159H129ZM138 160V159H137ZM174 160H175V158H174ZM174 160H170V159H168V161H166V163L167 162H172V161H174ZM177 160V159H176ZM189 159H187V161H188ZM195 160H196V158H195ZM202 160V159H201ZM217 160V159H216ZM231 160H234V158H232ZM248 160V159H247ZM251 160V161H252ZM0 161H2V160H0ZM34 160H32V162H33ZM47 161V160H46ZM79 161V162H80ZM84 161V160H83ZM88 161V160H87ZM87 161H85V162H87ZM92 161V160H91ZM102 161V160H101ZM116 161V160H115ZM119 161V160H118ZM124 162H125V159L123 160ZM132 161H133V159H132ZM162 161H164V160H162ZM185 160H183V162H184ZM193 161V160H192ZM200 161V160H199ZM221 161V160H220ZM245 161H246V159H245ZM245 161H243L244 163H245ZM248 161H250V160H248ZM9 162V161H8ZM12 162V161H11ZM31 162V161H30ZM39 162H40V159H39ZM57 162V161H56ZM89 162V161H88ZM110 162V161H109ZM121 162V161H120ZM148 162V161H147ZM153 162V160L151 161V163ZM170 162V163H171ZM217 162V161H216ZM231 162V161H230ZM229 162V163H230ZM232 162H235V161H232ZM242 162V163H243ZM7 163V162H6ZM34 163V162H33ZM33 163H31V165H33V167L34 166H36L35 164H33ZM41 163V162H40ZM50 163V162H49ZM52 163V162H51ZM72 163V162H71ZM99 163V162H98ZM102 163V162H101ZM101 163L99 164V166L101 165ZM113 163V162H112ZM126 163V162H125ZM135 163H136V161H135ZM144 163H146V162H144ZM149 163V162H148ZM155 163H157V162H155ZM159 163V162H158ZM162 163V162H161ZM174 163V162H173ZM222 163V162H221ZM237 163V162H236ZM248 163V162H247ZM250 163L251 164H254V162L252 163V162H249V165H250ZM1 164V163H0ZM9 164V163H8ZM23 164V163H22ZM25 164V163H24ZM53 164V163H52ZM57 164V163H56ZM64 164H65V162H64ZM87 164V163H86ZM85 164V165H86ZM89 164V163H88ZM87 164V165H88ZM91 164V163H90ZM89 164V165H90ZM107 164H105V165H107ZM117 164V163H116ZM121 164H123L124 165V163H122L121 162ZM185 164V163H184ZM183 164V165H184ZM188 164V163H187ZM214 164V163H213ZM246 164V163H245ZM20 165V164H19ZM30 165V164H29ZM29 165H26L27 167L29 166ZM31 165L29 166L30 168H31ZM59 165H61L59 162H58V166ZM63 165V164H62ZM78 165V164H77ZM81 165H84V164H81ZM81 165L79 166V167H76L75 169L76 170H78V168H80L81 167ZM93 165V164H92ZM152 165H154V164H152ZM170 164L168 163V165L166 164V166H169ZM182 165V166H183ZM216 165H218V163L216 164ZM228 166H229V164H227ZM244 165V164H243ZM264 165V164H263ZM38 167H39V164L37 165ZM36 166V167H37ZM41 166V165H40ZM54 166V165H53ZM70 166H71V164H70ZM91 166V165H90ZM127 165H124V166H122V168H124V167H126ZM144 166H146V165H144ZM160 165H158L157 167H159ZM164 166H165V164H164ZM194 166V165H193ZM196 166H197V164H196ZM210 166V165H209ZM219 166V165H218ZM221 166V165H220ZM234 167H230V168H233V169H235L236 167V165H233ZM250 166H252V165H250ZM7 167V166H6ZM11 167V166H10ZM36 167H34V168H36ZM48 166L46 165V168H47ZM57 167V166H56ZM62 167V166H61ZM89 167V166H88ZM100 167H102L103 168V166H100ZM100 167H98V168H100ZM117 167V166H116ZM137 167V166H136ZM147 167H149V164H148V166ZM146 167V168H147ZM152 167V166H151ZM154 167V166H153ZM161 167H163L162 166V164H161ZM161 167H160V169H161ZM169 167H171V166H169ZM179 167H181V166H179ZM201 167H204V166H201ZM240 167H241V165H240ZM33 168V169H34ZM40 168V167H39ZM41 168H42V166H41ZM40 168V169H41ZM49 168V167H48ZM52 167H50V170H52L51 169ZM63 168V167H62ZM83 168V167H82ZM81 168V170H84V168L86 169V170H88L87 168H86V166L82 169ZM106 168V167H105ZM105 168H103L104 170H105ZM107 168H109V167H107ZM114 167H112L111 166V169H113ZM131 168V167H130ZM145 168V169H146ZM176 168H177V166H176ZM206 167H204V169H205ZM208 168V167H207ZM207 168L205 169V170H207ZM210 168L211 167H209L208 169L210 170ZM212 168H217V167H215V165H214V167H212ZM212 168H211V170H212ZM226 168V167H225ZM228 168V167H227ZM227 168H226V170H227ZM230 168H228V170H227V172L229 171V169ZM242 168V167H241ZM248 168V167H247ZM256 168V167H255ZM29 169V168H28ZM37 169V168H36ZM36 169H34V170H36ZM45 169V168H44ZM94 170L96 169V168H93ZM110 169V170H111ZM129 169V168H128ZM136 169V168H135ZM165 169V168H164ZM163 169V170H164ZM167 169V168H166ZM181 169H183L182 167H181ZM180 169V170H181ZM196 169V168H195ZM202 170L203 172L205 171V170ZM223 169V168H222ZM232 169V171H234ZM254 169V168H253ZM253 169L251 168V171L252 172H255V169H254V171H253ZM257 170L256 171H258V168H256ZM3 170V169H2ZM25 170V169H24ZM30 170V169H29ZM28 170V171H29ZM31 170H32V168H31ZM49 170V171H50ZM60 170V169H59ZM62 170H64V169H62ZM71 170V169H70ZM69 170V171H70ZM74 170V169H73ZM73 170H72V172H73ZM75 170V171H76ZM80 169H79V171H81ZM100 170V169H99ZM102 170V169H101ZM101 170H100V172H101ZM104 170H102V171H104ZM119 170V169H118ZM124 170H126V168L125 169H123V171ZM143 170V169H142ZM147 170V169H146ZM149 170H150V168H149ZM156 170V169H155ZM162 170V172H165V170L163 171ZM168 170V169H167ZM166 170V171H167ZM170 170V169H169ZM173 170V169H172ZM191 170H193V169H191ZM241 170H243L244 171V167H243V169H241ZM28 171H26V172H28ZM33 171V170H32ZM37 171H39V169L37 170ZM43 171V170H42ZM58 171V170H57ZM68 171V172H69ZM75 171H74V173H75ZM89 171V170H88ZM88 171H86L87 172V174L90 172L91 173V169H90V171L88 172ZM96 171V170H95ZM107 171V170H106ZM108 171H109V169H108ZM107 171V172H108ZM121 171V170H120ZM126 171H128V170H126ZM133 171H134V169H133ZM137 171V170H136ZM139 171H140V169H139ZM154 171V170H153ZM158 171V170H157ZM174 171L176 172V169L174 168ZM201 171V173L203 174V172ZM217 171V170H216ZM231 171V170H230ZM230 171L228 172V173H230ZM235 171H237V170H235ZM234 171V172H235ZM239 171V170H238ZM250 171V172H251ZM262 171H263V169H262ZM25 172V173H26ZM53 173H54V171H52ZM71 171L68 173V174H71L72 173ZM85 172V171H84ZM142 172V171H141ZM144 172V171H143ZM142 172V173H143ZM159 172V171H158ZM158 172H156V173H158ZM181 172V171H180ZM193 172V171H192ZM209 172V171H208ZM212 172V171H211ZM210 172V173H211ZM214 172V171H213ZM212 172V173H213ZM221 172V171H220ZM224 172H226V171H224ZM245 172V171H244ZM243 172V173H244ZM32 173H34V175L36 176V174H37V172L35 171H33ZM42 173V172H41ZM40 173V174H41ZM44 173V172H43ZM53 173L51 174V172H50V174L53 176ZM63 173V172H62ZM76 173H78V172H76ZM75 173V174H76ZM80 173V172H79ZM82 173V172H81ZM80 173V174H81ZM96 173V172H95ZM95 173H94V175H95ZM104 173V172H103ZM115 173V172H114ZM118 173V172H117ZM120 173V172H119ZM125 173V172H124ZM124 173H122V175L124 174ZM129 173H132V172H126V174H129ZM138 173V172H137ZM166 173V172H165ZM168 173V172H167ZM194 173V172H193ZM193 173H192V175H193ZM207 173V172H206ZM215 173V172H214ZM222 173H223V171H222ZM264 173V172H263ZM67 174V173H66ZM75 174H74V176H75ZM92 174V173H91ZM90 174V175H91ZM100 174V173H99ZM126 174H125V176H126ZM135 174V173H134ZM144 174V173H143ZM147 174H148V172H147ZM161 174V173H160ZM160 174H158V175H160ZM176 174H177V172H176ZM175 174V175H176ZM182 174V173H181ZM231 174H232V172H231ZM234 174V173H233ZM236 174V173H235ZM256 174V173H255ZM8 175V174H7ZM6 175V176H7ZM33 175V176H34ZM55 175V174H54ZM73 175V174H72ZM78 175V174H77ZM103 175V174H102ZM108 176H110V172L107 174ZM121 175V176H122ZM132 175V174H131ZM140 175H141V173H140ZM139 175V176H140ZM150 175H152V174H150ZM172 175H174V173H172ZM172 175H171V178H172ZM178 175V174H177ZM177 175H176V177H177ZM191 175V176H192ZM195 175H197V173L195 174ZM200 175V174H199ZM198 175V176H199ZM205 175V174H204ZM208 175V174H207ZM207 175H205V176H207ZM212 175V174H211ZM214 175V174H213ZM221 175V174H220ZM227 175H230V174H227ZM246 175H249V178H251L250 180H249V182L252 180V178H254L253 176L252 177H250V174H246ZM251 175H254V174H251ZM257 175V174H256ZM33 176L31 175V177L30 178H33ZM34 176V177H35ZM41 176V175H40ZM51 176V177H52ZM63 176V175H62ZM83 176H85V175H83ZM82 176V177H83ZM88 176V175H87ZM105 176V175H104ZM108 176H105L106 178H107V180H109L108 178ZM112 176V175H111ZM120 176V175H119ZM124 176V177H125ZM133 176V175H132ZM147 176V175H146ZM148 176H149V174H148ZM160 176H163V175H160ZM181 176V175H180ZM183 176V175H182ZM181 176V177H182ZM185 176V175H184ZM184 176H183V178H184ZM224 176V175H223ZM245 176V175H244ZM16 177V176H15ZM38 177V176H37ZM48 177H49V175H48ZM55 177V176H54ZM63 177H65V176H63ZM71 177V176H70ZM81 177V176H80ZM91 177V176H90ZM99 177H101V176H99ZM127 177H129L128 175H127ZM149 177H151V176H149ZM148 177V178H149ZM153 177V176H152ZM168 177H170L169 175H168ZM167 177V175H166V178H167V180L169 179ZM178 177H179V175H178ZM180 177V178H181ZM188 177H190L189 176V174L187 175V178ZM193 177V179H191V180H194V176H192ZM202 177H204L203 175L200 177V178H202ZM209 177V176H208ZM213 176H211V178H212ZM221 177H222V175H221ZM227 177V176H226ZM232 177V176H231ZM230 177V178H231ZM235 177V176H234ZM59 178V177H58ZM69 177L67 176L66 177V179H68ZM74 178H76V177H73V178H71L72 180L74 179ZM105 178V179H106ZM117 177L115 176V179H116ZM122 178V177H121ZM131 178V177H130ZM136 178H137V176H136ZM147 178V179H148ZM157 178H158V176H157ZM163 179L165 178V176L164 177H162ZM161 178V179H162ZM165 178V179H166ZM170 178V180L172 181V180H174V179H171ZM173 178H175V177H173ZM217 178V177H216ZM215 178V179H216ZM244 177H241V179H243ZM248 178V177H247ZM248 178V179H249ZM14 179H16V178H14ZM27 179H28V177H27ZM26 179V180H27ZM39 179V178H38ZM70 179V180H71ZM78 179H79V176H78ZM85 179V178H84ZM89 179V178H88ZM96 179V178H95ZM111 179H113V178H111ZM120 179V178H119ZM125 178H123V180H124ZM143 179H144V176H143ZM160 179V180H161ZM185 179V178H184ZM190 179V178H189ZM196 179H198V178H196ZM205 179V178H204ZM220 178H218L217 179V181L219 180ZM245 180H246V177L244 178ZM243 179V180H244ZM255 179H256V177H255ZM261 179V178H260ZM30 180H32V179H30ZM36 180H37V178H36ZM58 179H56V181H57ZM74 180H76V179H74ZM85 180H87V179H85ZM90 180H91V184H92V177L90 178ZM104 180V179H103ZM126 180V179H125ZM124 180V181H125ZM129 180H132V179H129ZM140 180V179H139ZM151 180H152V178H151ZM154 180V179H153ZM155 180H156V178H155ZM154 180V181H155ZM160 180H158V182L160 181ZM167 180H166V182L165 183H167ZM170 180H168V181H170ZM176 180V179H175ZM187 180V179H186ZM202 180V179H201ZM221 180V179H220ZM228 180V179H227ZM230 180V179H229ZM232 180V179H231ZM230 180V181H231ZM235 180V179H234ZM234 180H233V182H234ZM238 180H240V179H238ZM242 180V181H243ZM259 180V179H258ZM257 180V181H258ZM18 181V180H17ZM32 181H35V180H32ZM50 181V180H49ZM60 181V180H59ZM64 181V180H63ZM69 181V180H68ZM89 181V180H88ZM112 181V180H111ZM128 181V180H127ZM136 181V180H135ZM141 181V180H140ZM143 181V180H142ZM144 181H145V179H144ZM144 181H143V183H144ZM154 181H152V182H154ZM163 181H165V180H163ZM177 181V180H176ZM211 181V180H210ZM217 181H215V182H217ZM226 181V180H225ZM248 181V180H247ZM247 181L245 182V184L247 183ZM47 182H48V180H47ZM78 182V181H77ZM79 182L81 183V180L79 179ZM84 182H86V181H84ZM83 182V183H84ZM95 181H93V183H94ZM101 182V181H100ZM102 182H104V184H105V180L104 181H102ZM109 182V181H108ZM115 182V181H114ZM131 182H133L134 183V181H131ZM183 182H184V180H183ZM204 182V181H203ZM208 182V181H207ZM229 182V181H228ZM236 182V181H235ZM238 182V181H237ZM244 182V181H243ZM252 182V181H251ZM250 182V183H251ZM254 182V181H253ZM252 182V183H253ZM34 183V182H33ZM40 183V182H39ZM59 183V182H58ZM87 183V182H86ZM96 183V182H95ZM107 183V182H106ZM111 183V182H110ZM109 183V184H110ZM112 183H113V181H112ZM116 183H119V181L118 182H116ZM123 183H129V181L128 182H123ZM142 183V182H141ZM157 183V182H156ZM156 183L154 182V184L156 185ZM160 183H162V182H160ZM165 183H163V184H165ZM178 183V182H177ZM220 183V182H219ZM221 183H223V182H221ZM239 183H241V182H239ZM238 183V184H239ZM259 183H261V181L259 182ZM48 184H49V182H48ZM47 184V185H48ZM53 183L51 182V184L50 185H52ZM82 184V183H81ZM90 184V183H89ZM89 184L87 185V187H89V188H91L90 186H91V184H90V186H89ZM100 184H102V185H99V186H103L104 184L103 183H100ZM108 184V185H109ZM126 184H124L123 186H125ZM131 184V183H130ZM150 183L148 182V185H149ZM153 184V183H152ZM154 184H153V187H154ZM158 184V183H157ZM163 184H161V186H163ZM180 184V183H179ZM178 184V185H179ZM183 184V183H182ZM198 184V183H197ZM197 184H194V185H197ZM202 184V183H201ZM207 184V183H206ZM211 183H209V185H210ZM212 184H213V182H212ZM211 184V185H212ZM233 184V183H232ZM231 184V186H233ZM235 184V183H234ZM238 184H235L233 187H235L236 185H238ZM242 184V183H241ZM240 184V185H241ZM262 184V183H261ZM8 185V184H7ZM35 185V184H34ZM71 185V184H70ZM94 185V184H93ZM92 185V186H93ZM113 185V184H112ZM111 185V186H112ZM115 185V184H114ZM122 185V184H121ZM128 185V184H127ZM138 184L136 183V186H137ZM147 185V186H148ZM160 185V184H159ZM172 185V184H171ZM174 185H175V183H174ZM186 186H187V184H185ZM215 185V184H214ZM222 185H224V184H222ZM222 185H221V187H222ZM229 185V184H228ZM243 185V184H242ZM247 185V184H246ZM49 186V185H48ZM59 186V185H58ZM63 186H64V184H63ZM66 186H69L68 184H66ZM66 186H64V187H66ZM80 187H79V189H81V187H83V186H85V184H83V186H81V185H79ZM135 186V185H134ZM134 186H130V187H134ZM150 186V185H149ZM160 186V188H164V187H161ZM165 186V185H164ZM183 186V185H182ZM186 186H184V187H186ZM189 187H190V185H188ZM192 186V185H191ZM197 186H199V184L197 185ZM205 186V185H204ZM230 186V185H229ZM244 186V185H243ZM250 186V185H249ZM253 186V185H252ZM251 186V187H252ZM259 186V185H258ZM43 187V186H42ZM41 187V188H42ZM51 186H49L48 187V190H49V188H50ZM116 186H113V188H115ZM129 187V186H128ZM152 187V188H153ZM156 187L158 188V186H155L154 188V190H156ZM166 187V186H165ZM175 187V186H174ZM176 187H179V186H177L176 185ZM176 187L174 188V189H176ZM188 187V188H189ZM210 187V186H209ZM212 187V186H211ZM210 187V188H211ZM216 187V186H215ZM219 187H220V185H219ZM232 187V188H233ZM246 187H248V186H246ZM256 187H257V185H256ZM263 187V186H262ZM262 187L260 186V188L262 189ZM4 188V187H3ZM58 188V187H57ZM93 188H94V186H93ZM144 188H147V187H145L144 186ZM159 188V189H160ZM180 188H181V186H180ZM183 188V187H182ZM187 188V187H186ZM188 188H187V190H188ZM192 188V187H191ZM190 188V189H191ZM194 188V187H193ZM193 188H192V190L191 191H193ZM202 188V187H201ZM200 188V189H201ZM237 188V187H236ZM242 189L244 188V187H241ZM255 188V187H254ZM260 188H257L258 190L260 189ZM47 189V188H46ZM63 189V188H62ZM70 189V188H69ZM82 189H86V187L85 188H82ZM99 189V188H98ZM101 189V188H100ZM102 189H103V187H102ZM109 189V188H108ZM108 189H107V191H108ZM122 189V188H121ZM125 189V188H124ZM124 189H123V191H124ZM128 189V188H127ZM150 189H151V186H150ZM157 190L158 192L159 191H161V190ZM172 189V188H171ZM190 189H189V191H190ZM196 189V188H195ZM197 189H199V188H197ZM203 189V188H202ZM212 189H213V187H212ZM216 189V188H215ZM217 189H218V186H217ZM217 189H216V191H217ZM224 189H226L225 188V186H224V188L222 189V190H224ZM250 188H248V190H249ZM252 189H253V187H252ZM65 190H66V188H65ZM89 190V189H88ZM91 191H93V189L91 188L90 189ZM95 190V189H94ZM113 189H112V187H111V191H112ZM116 190V189H115ZM145 190V189H144ZM149 190V189H148ZM163 190V189H162ZM164 190H166V189H164ZM169 190V189H168ZM167 190V191H168ZM177 190V189H176ZM183 191H184V189H182ZM204 190V189H203ZM203 190H201V193L204 195V193H205V190H204V192H202ZM207 190V189H206ZM209 190H211V189H209ZM208 190V191H209ZM214 190V189H213ZM213 190H211L212 192H215V191H213ZM232 190V189H231ZM238 190V189H237ZM258 190H255V192L256 191H258ZM67 192H68V189L66 190ZM78 191H80V190H78ZM100 191V190H99ZM104 191H106V189L104 190ZM103 191V192H104ZM106 191V192H107ZM110 191V192H111ZM121 191V190H120ZM156 191V192H157ZM172 191H174V190H172ZM171 191V192H172ZM179 191V190H178ZM182 191V192H183ZM232 191H234V190H232ZM236 191V190H235ZM253 191H254V189H253ZM261 191V190H260ZM263 191V190H262ZM5 192H6V190H5ZM26 192V191H25ZM61 192H65V191H61ZM72 192H74V191H72ZM81 192H86V191H81ZM122 192V191H121ZM131 192H133V191H131ZM137 192V191H136ZM139 192V191H138ZM145 192V191H144ZM146 192H148L147 190H146ZM154 192V191H153ZM153 192H151V193H153ZM185 192H186V189H185ZM185 192H183V193H185ZM195 192V191H194ZM220 192H222L221 190H220ZM224 192H227V190L226 191H224ZM224 192H222L221 194H223ZM242 192V191H241ZM240 191L239 192H235V194H238V193H241ZM250 192H252V190L250 191ZM254 192V193H255ZM7 193V192H6ZM17 193V192H16ZM15 193V194H16ZM27 193V192H26ZM36 193V192H35ZM53 193V192H52ZM69 193V192H68ZM80 193V192H79ZM101 193H102V190H101ZM100 193V194H101ZM108 193V192H107ZM134 194H132V196L133 195H135V194H137V193H135V191L133 192ZM180 193H181V191H180ZM188 193V192H187ZM187 193H186V195H187ZM190 193V192H189ZM199 193H200V190H199ZM201 193L200 194H198V196L197 197H199V195H201ZM227 193H229V188H228V192ZM227 193H225V194H227ZM233 193V192H232ZM231 193V194H232ZM243 193V192H242ZM262 193V192H261ZM9 194H11V193H9ZM19 194V193H18ZM17 194V195H18ZM40 194H42V193H40ZM65 194H67V193H65ZM64 194V195H65ZM73 194V193H72ZM71 194V195H72ZM82 194V193H81ZM93 194V193H92ZM99 194V195H100ZM111 194V196H112V193H110ZM148 194V193H147ZM150 194V193H149ZM155 194V193H154ZM154 194H153V196H154ZM163 194V193H162ZM172 194V193H171ZM174 194H175V192H174ZM191 194H192V192H191ZM210 194H212L211 192H210ZM214 194V193H213ZM224 194V195H225ZM244 194V193H243ZM248 194V193H247ZM259 194H260V192H259ZM258 194V195H259ZM5 195V194H4ZM12 195H13V193H12ZM33 195H34V193H33ZM36 195V194H35ZM38 195H39V193H38ZM74 195V194H73ZM72 195V196H73ZM85 195V194H84ZM86 195H88V194H86ZM104 195V194H103ZM103 195H101V196H103ZM117 195V194H116ZM121 195V194H120ZM188 195H190V194H188ZM229 195V194H228ZM255 195V194H254ZM29 196H31V197H27L28 198V200H30V198H32V195H29ZM42 196H43V194H42ZM70 196V194L68 195V197ZM72 196L71 197H69L70 199H72ZM110 196V195H109ZM132 196H131V198H132ZM145 196H147L146 195V193H145ZM195 196V195H194ZM194 196H192V199H193V197ZM202 196V195H201ZM227 196V195H226ZM235 196H237V195H235ZM235 196H233L235 199L237 198V197H235ZM251 196V195H250ZM256 196V195H255ZM254 196V197H255ZM262 196V195H261ZM49 197V196H48ZM67 197V196H66ZM67 197V199H69ZM74 197V196H73ZM148 197V196H147ZM147 197H144L145 198V200L147 201ZM163 197V196H162ZM166 197V196H165ZM168 197H170V196H168ZM173 197H175V196H172V198ZM196 197V198H197ZM221 196H219V197H217V198H220ZM242 197H243V195H242ZM242 197H240V199H242ZM246 197V196H245ZM263 197V196H262ZM261 197V198H262ZM41 198V197H40ZM51 198V197H50ZM63 198H65L64 196H63ZM74 198H76V196L74 197ZM73 198V199H74ZM81 198H82V196H81ZM80 198V199H81ZM85 198V197H84ZM84 198H82L83 200H84ZM88 198V197H87ZM104 198H106V197H104ZM144 198H143V200H144ZM149 198V197H148ZM154 198V197H153ZM195 198V197H194ZM195 198V199H196ZM224 198H225V196H224ZM234 198H232L231 200H229V202L230 201H233V199ZM255 198H257L258 199V197H255ZM261 198H259V199H261ZM66 199V200H67ZM72 199V201H73V203H75L76 201L75 200H77V198L76 199H74L73 200ZM139 199V198H138ZM177 199L179 200L180 199V197L179 196H177ZM223 198H220V200H222ZM226 199V198H225ZM238 199H239V197H238ZM249 199H250V197H249ZM254 199V198H253ZM258 199V200H259ZM91 200V199H90ZM95 200H96V198H95ZM144 200V201H145ZM178 200H176V201H178ZM219 200V199H218ZM254 200H256V199H254ZM32 201V200H31ZM59 201V200H58ZM64 201H65V199H64ZM64 201H63V203H64ZM77 201H81V200H77ZM86 201H87V199H86ZM112 201V200H111ZM141 200H139L138 202L139 203H141L140 202ZM145 201V202H146ZM148 201H149V199H148ZM165 201V200H164ZM167 201V200H166ZM179 201H181V199L179 200ZM188 201V204H190L189 203V201L190 200H187ZM193 201H195V200H192L191 202L193 203ZM215 201V203H216V199L214 200ZM224 201V200H223ZM227 201H228V199H227ZM3 202V201H2ZM40 202H42V203H45L44 201H40ZM68 202H69V200H68ZM68 202H67V204H68ZM91 201H88V204L90 203ZM119 202V201H118ZM122 202V201H121ZM136 202V201H135ZM175 202V201H174ZM205 202V201H204ZM206 202H208V201H206ZM69 203H71V200H70V202ZM138 203V204H139ZM173 203V202H172ZM186 203V202H185ZM232 203V202H231ZM28 204V203H27ZM80 204V207L82 208V206L84 205V203H79ZM93 204V203H92ZM117 204V203H116ZM121 204V203H120ZM165 204V203H164ZM182 203H180V205H181ZM197 204V203H196ZM202 204H204V203H201V205ZM207 204V203H206ZM220 205H221V201H220V203H219ZM223 204V203H222ZM225 205L226 204H230V203H228V202H226V203H224ZM34 205V204H33ZM76 205H77V202H76ZM76 205H73V206H76ZM82 205V206H81ZM95 205H96V203H95ZM97 205H98V203H97ZM148 205V204H147ZM199 205V204H198ZM197 205V206H198ZM61 206V205H60ZM79 206V205H78ZM89 206V205H88ZM91 206H93V205H91ZM99 206H101L100 204L98 205V207ZM129 206V205H128ZM140 206V205H139ZM166 206V205H165ZM178 206V205H177ZM176 206V207H177ZM200 206V205H199ZM198 206V207H199ZM227 206V205H226ZM261 206V205H260ZM263 206V205H262ZM41 207H42V205H41ZM62 207L63 206H61V209H62ZM67 207V206H66ZM66 207H64V208H66ZM90 207V206H89ZM96 206H94V207H92V208H95ZM97 207V208H98ZM162 207V206H161ZM167 207V206H166ZM168 207H170V205L168 206ZM172 207V206H171ZM183 207H185L184 205H182V208ZM187 207V206H186ZM195 207V206H194ZM204 207V206H203ZM217 207V206H216ZM222 207V206H221ZM1 208V207H0ZM64 208H63V210H64ZM71 209H72V207H70ZM75 208H77V207H75ZM96 208V209H97ZM113 208H114V205H113ZM132 208H134V207H132ZM178 208H179V206H178ZM181 208V207H180ZM193 208V207H192ZM213 208H215L214 206H213ZM213 208L211 209V210H213ZM253 207H252V205L251 204H244V203H242V204H239V205H237L230 213H229V215H227L226 217H224V218H217V217H214L213 215H208V216H205V217H202V218H199V219H197V220H193V221H187V222H184V223H182V224H180L179 225V230L181 231V234L180 235H175V236H173L174 238L173 239H167V237L165 238V239H159V240H157L155 243H154V245L152 246V247H149V248H147L141 255H139L137 258H135L134 260H132V261H126V260H119V261H114V262H109V261H106L104 258H102V255H101V253L100 252H98V251H96V250H84V249H80V248H77V250H76V252H77V255H76V257H75V259H74V261L72 262V264H243V263H247L246 261L247 260H249L251 257H253V255H254V253L256 252V250L259 248V246H260V244L261 243H263L264 242V208L263 207H260V208H262L261 210H260V213L262 212V214H260L259 213V215L256 213V211L254 212V210L252 209ZM67 209V208H66ZM69 209V208H68ZM80 209V208H79ZM78 209V210H79ZM96 209H92V210H96ZM101 209H102V206H101ZM100 209V210H101ZM104 209V208H103ZM112 209V208H111ZM117 209H119V208H116V210ZM134 209H136V208H134ZM147 209V208H146ZM158 209H159V211H158ZM157 209V211H158V213L160 212V208H158ZM184 209V208H183ZM182 209V210H183ZM188 209H189V207H188ZM194 209V208H193ZM196 209V208H195ZM199 209L200 208H198V212H199ZM206 210L208 209V207L207 208H205ZM218 209V208H217ZM50 210V209H49ZM70 210V209H69ZM68 210V211H69ZM97 210H99V209H97ZM104 210H106V209H104ZM148 210H150V209H148ZM164 210V209H163ZM166 210H168V209H166ZM170 211H171V209H169ZM175 210V209H174ZM181 210V209H180ZM182 210L180 211V212H182ZM215 210V209H214ZM84 211V210H83ZM114 211V210H113ZM135 211V210H134ZM152 211V210H151ZM176 211V210H175ZM188 211V210H187ZM186 210L185 211H183V212H187ZM201 211H202V209H201ZM205 211V210H204ZM208 211V210H207ZM258 211V210H257ZM102 212V211H101ZM109 212V211H108ZM120 212V211H119ZM119 212H118V214H119ZM122 212H124V213H126V211H123L122 210ZM129 212V211H128ZM172 212H174V211H172ZM179 212V211H178ZM182 212V213H183ZM39 213V212H38ZM62 213V212H61ZM65 213H66V216H67V213H69V212H67V211H65ZM81 212H79V214H80ZM93 213V212H92ZM142 213V212H141ZM140 213V214H141ZM147 213H148V211H147ZM158 213H156V214H158ZM200 213V212H199ZM35 214H37V213H35ZM53 213H51V215H52ZM85 214V213H84ZM97 214H99L98 212H97ZM101 214H103V213H101ZM145 214V217L147 216L146 215V213H144ZM152 214V213H151ZM177 214V213H176ZM57 215V214H56ZM69 215V214H68ZM71 215V214H70ZM78 215V214H77ZM104 215V214H103ZM102 215V217L103 218H105L104 216ZM106 215H107V213H106ZM122 215H124L123 213H122ZM122 215H120V216H122ZM128 215H130V213L128 214ZM127 215V216H128ZM150 215V214H149ZM149 215H148V217H149ZM153 215V214H152ZM164 215V214H163ZM171 215V214H170ZM30 215H28V217H29ZM53 216H54V214H53ZM91 216V215H90ZM96 216V215H95ZM100 216V214L98 215V216H96V217H99ZM111 216V215H110ZM119 216V215H118ZM118 216L116 217H114L115 219L116 218H118ZM119 216V217H120ZM125 216H126V214H125ZM125 216H122L121 218H123V219H126V218H124ZM131 216V215H130ZM174 216V215H173ZM27 217V216H26ZM55 217V216H54ZM68 217V216H67ZM83 217V216H82ZM93 217H94V215H93ZM154 217H156L157 218V216H154ZM159 217V216H158ZM166 217H167V215H166ZM168 217H169V215H168ZM37 218H38V216H37ZM50 218V217H49ZM53 218V217H52ZM61 218V217H60ZM64 218V217H63ZM76 218H79V216H77ZM84 219H85V217H83ZM87 218V217H86ZM113 218V217H112ZM113 218V219H114ZM136 218V217H135ZM140 218H142V215L140 216ZM31 219V218H30ZM58 219V218H57ZM82 219V218H81ZM83 219V220H84ZM100 219H102L101 217H100ZM111 219V218H110ZM146 218H143L142 219V221L144 222V221H146V220H148V218L145 220ZM152 219H153V217H152ZM158 219V218H157ZM29 220V219H28ZM34 220V219H33ZM55 220V219H54ZM54 220H52V222L54 221ZM64 220V219H63ZM77 221H78V219H76ZM105 220V219H104ZM109 220V219H108ZM116 220H118V219H116ZM162 220H163V218H162ZM167 220L169 221V219L167 218ZM32 220H30V222H31ZM37 221V220H36ZM36 221H34L35 223H36ZM58 222L59 220H55V222ZM93 221H94V218H93ZM96 221H99V220H97L96 219ZM113 221H115V220H113ZM120 221H122V220H120ZM131 221V220H130ZM152 221H154V220H152ZM157 220H155V223H157L156 222ZM167 221V222H168ZM2 222H3V220H2ZM7 222V221H6ZM25 222H27V221H25ZM29 222V221H28ZM59 222H61V221H59ZM85 222H86V219H85ZM100 222H101V220H100ZM99 222V223H100ZM123 222H125V221H123ZM128 222V221H127ZM126 222V223H127ZM142 222V223H143ZM161 222V221H160ZM159 221H158V223H160ZM167 222H164L165 224L167 223ZM24 223V222H23ZM54 223V222H53ZM73 222L71 221V224H72ZM129 223V222H128ZM131 223V222H130ZM129 223V224H130ZM132 223H134V221H132ZM146 222H144V224H145ZM162 223V222H161ZM8 224V223H7ZM66 224H68L67 223V221H66ZM65 224V225H66ZM82 224H83V222H82ZM92 224V223H91ZM103 224V223H102ZM114 224H115V222H114ZM3 225V224H2ZM27 225V224H26ZM56 224H54V226H55ZM64 225V224H63ZM74 225H76L75 223H74ZM78 225V224H77ZM85 225V224H84ZM107 225H108V223H107ZM125 225V224H124ZM123 225V226H124ZM128 224H126L125 226L126 227H130V226H127ZM135 225V224H134ZM143 225V224H142ZM154 225V224H153ZM160 225V224H159ZM1 226V225H0ZM6 226H8V225H6ZM25 226V225H24ZM37 226V225H36ZM57 226H58V223H57ZM62 226V225H61ZM99 226V225H98ZM120 226V225H119ZM138 226V225H137ZM149 226H151V225H149ZM156 226V225H155ZM16 227H18V226H16ZM19 227H22V226H19ZM35 227V226H34ZM88 227H90V226H88ZM93 227V226H92ZM107 227V226H106ZM105 226H103V228H106ZM108 227H110V226H108ZM112 227V226H111ZM121 227V226H120ZM126 227H123V229H125ZM140 227V226H139ZM146 227V226H145ZM154 227V226H153ZM2 228H3V226H2ZM5 228H7V227H5ZM33 228V227H32ZM37 228H38V226H37ZM64 228V227H63ZM113 228V227H112ZM147 229H149L148 227H146ZM11 229V228H10ZM17 229V228H16ZM20 229V228H19ZM61 229V228H60ZM65 229H67V228H65ZM83 229H84V227H83ZM121 229V228H120ZM122 229V230H123ZM4 230V229H3ZM30 230V229H29ZM48 230V229H47ZM56 230H58V229H56ZM129 230H130V234H131V232H132V229H130L129 228ZM129 230H128V232H129ZM154 230V229H153ZM2 231V230H1ZM20 231V230H19ZM89 231H91V230H89ZM104 231V230H103ZM125 231H127V229H125ZM134 231V230H133ZM137 231H143V229L141 230H137ZM33 232V231H32ZM44 231H42V233H43ZM49 232V231H48ZM81 232V231H80ZM87 232V231H86ZM92 233H93V231H91ZM110 232V231H109ZM112 232V231H111ZM124 232V231H123ZM127 232V233H128ZM136 232V231H135ZM153 232V231H152ZM89 233V232H88ZM88 233H86V234H88ZM107 233V232H106ZM126 233V232H125ZM125 233H123V234H125ZM127 233H126V235H127ZM140 233V232H139ZM157 233H158V231H157ZM61 234V233H60ZM96 234V233H95ZM94 234V235H95ZM111 234V233H110ZM133 234V233H132ZM172 234V233H171ZM8 235V234H7ZM24 235V234H23ZM27 235V234H26ZM38 235V234H37ZM67 235V234H66ZM70 235V234H69ZM72 235V234H71ZM75 235V234H74ZM90 235V234H89ZM93 234H92V236H94ZM109 235V234H108ZM118 235V234H117ZM125 235V236H126ZM137 235H138V233H137ZM146 235V234H145ZM63 236H65L64 234H63ZM80 235H78V237H79ZM87 236V235H86ZM96 237H97V235H95ZM94 236V238H96ZM107 236V234L105 235V237ZM111 236H112V234H111ZM132 236V235H131ZM5 237V236H4ZM4 237H2V239L4 238ZM10 237H11V235H10ZM25 237V236H24ZM109 237H110V235H109ZM108 237V238H109ZM129 237V236H128ZM29 238V237H28ZM54 238V237H53ZM64 238V237H63ZM75 238V237H74ZM89 238V237H88ZM107 238V239H108ZM114 238V237H113ZM117 238V237H116ZM138 238H141L140 236L138 237ZM13 239V238H12ZM21 239V238H20ZM24 239V238H23ZM25 239H26V237H25ZM97 239V238H96ZM100 239V238H99ZM106 239V238H105ZM106 239V240H107ZM11 240V239H10ZM43 240V239H42ZM71 240V239H70ZM95 240V239H94ZM129 240V239H128ZM4 241H6V240H4ZM9 241V240H8ZM136 241H138V240H136ZM144 241V240H143ZM2 242V241H1ZM107 242V241H106ZM114 242H115V240H114ZM5 242H3L2 244H4ZM62 243H65V242H62ZM61 243V244H62ZM91 243V242H90ZM112 243V242H111ZM141 244L143 243V242H140ZM55 244V243H54ZM105 244H107V243H105ZM140 244V245H141ZM143 244H145V241H144V243ZM142 244V245H143ZM43 245V244H42ZM93 245V244H92ZM180 245V246H179ZM30 246V245H29ZM28 246V247H29ZM52 246V245H51ZM57 246H59V245H57ZM62 246V245H61ZM25 247H27V246H25ZM29 248H31V247H29ZM28 248V249H29ZM33 248V247H32ZM54 248V247H53ZM74 248V247H73ZM107 248V247H106ZM116 248H118V247H116ZM127 248V247H126ZM134 248V247H133ZM108 249H111V248H108ZM114 249V248H113ZM128 249V248H127ZM142 249H143V247H142ZM141 249V250H142ZM17 250V249H16ZM57 250H59L58 248L56 249V251ZM69 250V249H68ZM98 250V249H97ZM129 250H130V248H129ZM141 250H139L138 249V252L137 253H139ZM22 251V250H21ZM30 251H32V250H30ZM19 252V251H18ZM39 252V251H38ZM57 252H60V251H57ZM108 252H110V251H108ZM108 252H106V253H108ZM114 252V251H113ZM112 252V253H113ZM116 252V251H115ZM114 252V253H115ZM128 252V251H127ZM22 253V252H21ZM31 253V252H30ZM33 253V252H32ZM44 253H46V252H44ZM56 253V252H55ZM70 253V252H69ZM68 253V254H69ZM103 253V252H102ZM118 253V252H117ZM60 254V253H59ZM103 254H105V253H103ZM110 254H111V252H110ZM1 255V254H0ZM27 255V254H26ZM32 255V254H31ZM56 255V254H55ZM71 254H69L68 256H70ZM75 255V254H74ZM101 255V256H100ZM108 255H109V253H108ZM114 255V254H113ZM113 255H111V256H113ZM125 255V254H124ZM135 255H136V252H135ZM2 256V255H1ZM24 256H25V254H24ZM73 256V255H72ZM106 256V255H105ZM111 256H107V257H111ZM119 256V258H120V255H118ZM117 256V257H118ZM137 256V255H136ZM57 257V256H56ZM115 257V256H114ZM59 258V257H58ZM57 258V259H58ZM123 258V257H122ZM128 258V257H127ZM132 258H133V256H132ZM47 259V258H46ZM55 259V258H54ZM50 260V261H48V262H44V264H57L56 263V261L55 260ZM70 259V258H69ZM125 259V258H124ZM3 260V259H2ZM72 260V259H71ZM113 259H111V261H112ZM4 261H7V259L6 260H4ZM20 261V260H19ZM60 261H62V263H63V259L61 260L60 259ZM251 262H252V260H251ZM250 262V263H251ZM8 262H6V264H7ZM249 263V264H250ZM254 263V262H253ZM41 264V263H40ZM64 264V263H63ZM252 264V263H251Z\"/></svg>",
	"mask_w": 264,
	"mask_h": 264
}]
</instances>
